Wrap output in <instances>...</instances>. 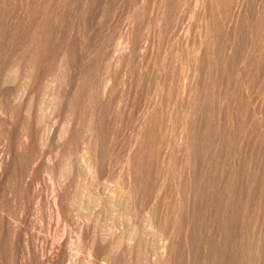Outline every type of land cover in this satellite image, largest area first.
Listing matches in <instances>:
<instances>
[{
  "label": "rangeland",
  "instance_id": "1",
  "mask_svg": "<svg viewBox=\"0 0 264 264\" xmlns=\"http://www.w3.org/2000/svg\"><path fill=\"white\" fill-rule=\"evenodd\" d=\"M89 1L84 0V2H83V0H77V1L76 0H52L51 1L50 0V3L48 4L49 7L47 6V11H48L49 17L51 18L50 19L51 24L52 25L55 24L53 27L50 26V28L52 29V30L50 29V31H51L50 34H52V35L50 36L51 40L49 38V42L50 41L52 42V43L50 42V47H52L51 49H53V50H50V52H52L51 54L54 55V57L51 58L50 60H52V61L55 60L56 62L54 61V63H61L64 65V66L62 65L63 70L57 71V76H56L57 80H56V77H54V79L51 77L54 80L52 82L54 85V88L47 87L44 83L40 84V87L36 85L37 87L35 90L32 89L31 86H29V85L35 83L34 79H37L36 81L39 80V78H37L36 74L39 72L42 73V71L44 70V67H43L44 64L42 63L44 60H42V56L39 59L40 62L38 63V66H36L35 70L32 71V73H31V71H28V72L26 71V73L24 71L20 72L18 74V76L16 77V80L18 77H19L18 78L19 80H17V82L15 84H13V82H11L14 80L12 78H10L11 80H9L10 82H8V83H11V84H8V86L6 84L7 87H4L5 90L8 89L9 93L12 92L9 94L7 91H5V93L2 97L3 99L4 98L6 99V101H5V99L4 100L2 99L3 100L2 102H3L4 109L8 112V115L6 117V121H4L3 126H2V131H4L2 133L3 134L2 138L4 141L6 154L7 155L9 154V156H10L9 152L12 151L11 157L16 158V159L22 158L21 163H23V162L24 163L21 165L27 166V163H30L31 167L34 170L32 176H30V177L26 176L27 177L26 179L29 178L31 180L29 182L33 181L31 183V184H33L32 188H31L32 191L30 192V190L29 191L23 190V191H25L24 193L22 190L19 191L20 196L22 195L21 197H23V195H26L25 197H28L29 201H27V198L25 200V197H23L24 201H22L23 198H22V200H20L21 198L19 196L20 199L18 198V203H21L22 211L23 212L25 211L24 215H22L23 217L25 216V214H27V212L29 210L31 212L34 209L33 212H34V216L36 217V218L35 217L34 218H35V220H37L36 223L38 225L37 224L35 225V230L33 233L29 227L26 228L28 226V222L24 223V224H27V226L24 224H23L24 226L22 225V233H24V235H22L23 240H22V237H20V239H21L20 245H23V243L26 241V237H27V243H29L28 245H31V241H32L31 236H33L34 234H35V236H33L34 238L39 236L38 237V243L39 244L42 243V239L44 236H48V239H49L48 242L49 243L51 242V240L53 238L54 241H52L51 243L55 244V241H56V244H58V243L60 244V242H61L60 239L61 240L64 239V236H66V234L69 235L68 231H74L73 229L77 228L75 225H78V224L80 225V224L84 223L83 224L84 225V231H85V234L87 235V237L84 234L83 236H81V239H80V237L77 238L76 237L77 235H75L72 238V240L75 242L76 241L79 242V244H82V246L80 245L78 247L79 244L77 242L75 244L73 243L74 245H77V247H75L76 248L75 253L77 255L80 254L79 256H87L88 257L92 253H95V249L91 247V242H92L91 240L93 237V235H92L93 234V228H92L93 226H97L98 236L101 237V234L105 233V230H106L105 227L111 225L112 222H113L112 224H114L115 231H117L116 233L122 234V233L126 232L127 233L126 236H130L131 234H133V231H132L133 228L136 227L139 229V225H140V229L143 227V229H142L143 233L140 230L141 236L143 235L144 240L148 241V242L146 241L148 243L147 244L148 248L150 245L154 246L156 244L155 242L158 239H159L158 240L159 243H161L160 241L162 240L163 243H161V244H164L167 242V240L168 241L172 240L174 238V236H176L177 240H178V242H177L178 243V246H177L178 255H177V257H179L180 255H181V257H179L178 259L176 258L177 260H175L173 262V264H175V263L176 264H185L184 262H186L185 261L186 259H184V257L182 256V254H184L182 252V249L184 247L183 244L185 243V238H183V237H185V233H186L185 230L187 227V222H188V220L189 221L191 220L193 223L190 222L191 227L189 228V233H192V235H193L192 238H194L193 239L194 244L192 246V249L194 250L193 252L195 254L194 259H193V261H194L193 264H198V263L199 264H207V261H205V263H203L204 262L203 257H205L203 255L204 254L203 248H204V245H206L205 240H206L207 234H208V237H207L208 241L212 240L213 234L215 235L214 240H213V242H214L213 252L215 251L214 252V258H217V259L214 260V264H229V263L235 264V262H240V264H241L243 262L241 260H244V259L247 260V258L249 257V254L246 252H245V254H247V255L244 256V258L242 256L243 254L242 253L240 254V252L241 251L243 252V250H244L242 243L246 242V244H245V248H246V245L248 242L250 244H252L254 239L255 240L257 239V238H255V237H258L257 235H261V234L264 235V231L261 230L262 226L260 228V225H264V215H262V214H264V213H262V211H264V149H263L264 147H262L264 145V133H263V131H264V129H263L264 128L263 127L264 126V81H263V79H264L263 78L264 77V75H263L264 74L263 73L264 67H262L264 65L263 64V62H264V54H263L264 53V46H263L264 43H259L260 48L258 47V49H260V50L258 51V53L254 52V54H255L254 55L253 52H251V51H254L253 46H255V44L253 45L254 41H252L250 44V38L247 35L248 28L246 27L248 24L250 26V24H255V23L261 24V26L264 25V23H263L264 20L262 19L264 17V0H245V2L243 1L244 3H243L242 11L244 10L243 12H245V13L243 14V12H242V16L240 18L237 17V15L234 12V9L230 6L228 7L231 9L230 12H228L229 11L228 8L224 9L227 12H225V11L219 12L220 9L218 10V7L216 6V4H212L210 7L209 0H206V2H205V0H198V1L194 0L195 2L197 1L196 3L193 0L192 1L186 0L185 1L186 3L183 2L184 6L181 7L182 8L181 12H180L181 18L180 17H179V19L172 18V20L170 18L171 17L170 14L173 11L172 8H170V5L172 3L170 5H168V3L165 1L164 2L165 4L163 3L164 8L162 7V9H165L166 7L169 6L168 7L169 9L166 8L168 15H166V17H164V19H162L163 21H160V23L157 25H155L156 21L154 20V18H155V14L157 11L156 8H158L157 6H158V2L160 0H150L149 2L147 0H145V1L144 0H89ZM235 1H237V0H235ZM150 2L154 3V5L151 4L152 5L151 6L149 4ZM189 2H191V3L188 4ZM9 3H10V5L8 4V2L5 5V7H6L5 13L7 12L10 16H12L13 18H11L10 21L11 22L16 21V24L18 23L16 27L20 26V28L13 30L16 33L18 30V35L16 34L18 36V39L15 41V43L6 41L4 44L1 43V47L4 46V48H8L9 45H10L9 47H11V44L12 45L14 44V46H12V48L7 49L6 57L10 56V57H7L8 58L7 61H10V63H11V61L15 60V62L16 61L17 62L16 63L13 62L14 64L13 63L12 64L19 67V68H22V65L24 64L25 55H26L25 54L23 56L22 51L24 52V49L27 50L26 46L29 44V41H30V38L32 35L33 28L35 26V24L32 22V21H34L32 17L34 16L35 12L31 11V10H33V8H31L32 5L31 6L29 5L30 8L28 9L29 6L26 5V1L24 3V0L22 1V3L19 2L18 4H14V2L12 0H9ZM51 3H52V5H51ZM144 3H146V4H144ZM147 3H148V5H147ZM135 4H137L138 7ZM173 4H174V1H173ZM173 4L171 6H173ZM187 4H188V6H187ZM192 4H193V6H192ZM194 4L195 5L197 4V6H194ZM204 4H206V6ZM51 6L53 8L55 7L56 9L54 8L55 9L54 10ZM185 6H186V8H185ZM21 7H22V9H21ZM134 8H135V10H134L135 12L132 10ZM193 8L196 9V12H195V10H192ZM27 9L30 11V13H32V14H29L30 17H28V10ZM201 9L203 12L201 11ZM140 10H142V11H140ZM154 10H156V11H154ZM168 10H171V11H168ZM147 11L151 14H148ZM152 11H153V13H152ZM190 11H191V13H190ZM133 12L135 13V15L133 14ZM137 13H139V14H137ZM183 13H185V14L183 15ZM230 13H232V14H230ZM260 13H261V15H260ZM23 14L25 15V16H23L24 22H21V17ZM187 14H188V16H186ZM198 14H200V15H198ZM226 14H227V16H225ZM31 15H33V16L31 17ZM132 15L135 16L137 19H135V17H133ZM137 15L138 16L141 15L143 17L145 16L144 18L142 17L144 24H142V22H140V21H142L141 16L139 18ZM150 15H152V16H150ZM147 16L150 19V20L148 19L150 23L147 22L148 21ZM195 16L198 18H196ZM209 16L211 18H209ZM261 16H262V18H261ZM16 17H18L20 19L16 20L15 19ZM31 18H32V20H30ZM189 18H191L192 21H190L191 19H189ZM216 18H217V20H214ZM225 18L227 19L228 23L226 21H224ZM110 19H112V20H110ZM134 19H135V23H134ZM232 19H233V21H232ZM238 19H240V20L238 21ZM28 20L31 21V23ZM52 20H53V23H52ZM136 20H138V21L140 20L139 23L136 22ZM177 20H179V21H177ZM182 20H185L187 23L185 21L183 23ZM221 20H222V24H220ZM166 21L168 23H166ZM219 21H220V23H219ZM237 21H238V23H237ZM151 22H153V24ZM229 22H231V23H229ZM232 22L234 23V25ZM176 23H178L179 25L178 24L176 25ZM188 23H190V24H188ZM194 23H195L196 27L194 25H192ZM225 23H227V25ZM235 23H237V28H239L241 26L242 27L240 29L236 28L237 32L235 29L236 38L234 39V37H233L234 30L233 29L235 28L234 27ZM146 24H148V25L146 26ZM181 24L183 25L182 26L183 28L185 26L186 30L187 29L188 30L186 31L185 28H184V30H183V28L180 29L179 27H181ZM215 24H217L219 28L221 27V29H229V30H226V31L221 30L220 31V29L217 27V25L214 26ZM129 25L130 26L132 25V31H131L132 35H131V39H130L132 44L128 41L126 36H125L126 37L125 39L123 36L124 30L127 29ZM143 25L146 27V29ZM158 25H159V27H158ZM206 25H208V26L211 25V26L216 27L215 33L217 34V39H215L214 37H211V35L208 36L210 31L207 30L208 26L206 27ZM134 26H136V27H134ZM138 26H139V28H138ZM165 26H166V29H165ZM141 27H142V29L144 27L145 30L143 29L144 31H142ZM171 27H173V28H171ZM152 28H154V29H152ZM191 28L194 29L195 31H193ZM26 30H27V32H26ZM53 30H55L56 32ZM156 30L159 32H157ZM165 30H167V31L171 30V33H169L170 31L166 32ZM173 30H175L176 33H172V32H174ZM145 31H146V33H145ZM150 31L153 34H150L149 33ZM190 31H191V33H190ZM192 32H194V33H192ZM137 33H139V34H137ZM162 33L163 34L165 33V34L163 35ZM168 33L171 35L170 36L171 38L168 37L169 36ZM29 34H30V37H29ZM140 34H142V35H140ZM155 34L157 36H155ZM198 34H200V35H198ZM203 34H205V35H203ZM144 35L146 38L143 37ZM180 35H181V37H180ZM19 36H21V37H19ZM141 36L143 37V39L141 38ZM161 36L163 37L162 39H161ZM53 37H55V38L57 37V38L52 39ZM178 37H180V39ZM242 37H243V39H242ZM19 38L22 39L23 41L20 40ZM182 38H183V40H182ZM175 39H177V40L175 41ZM198 39H199V41H198ZM43 40H45V36H44ZM123 40L124 41L126 40V42H124ZM141 40H143V41L141 42ZM200 40H203V43H201ZM55 41H56V44H55ZM120 41H121V44H120ZM166 41H167V43H166ZM179 41H181V42H179ZM183 41L184 42L186 41V42L184 43ZM204 41H205V43H204ZM22 42H24V43H22ZM148 42H150V43H148ZM25 43L27 45H25ZM43 43H44V41H43ZM116 43H119V45L122 47L120 48L119 45ZM144 43L146 45H144ZM174 43H175V45H174ZM179 43H181V44H179ZM235 43H237V44H235ZM115 44L119 48L117 46L115 48ZM163 44H164V46H163ZM201 44H204L205 46H202ZM206 44H207V46H206ZM123 45L125 46L126 50L124 49ZM126 45H128V47ZM151 45H152V47H151ZM179 45H182V46H179ZM197 45H198L197 48H200V47L204 48L205 47L204 50L202 48V50L200 52L201 56H199L197 58L198 61L196 60L194 55H192V53H191L192 49L194 47H196ZM231 45L233 48H231ZM174 46L177 47V48L175 47V50H173ZM209 46H211V47L213 46V48H212L213 50L211 49L212 51H210L209 52L210 54L207 56L206 51L209 50V48L207 49L206 47H209ZM16 47L18 48L17 50L15 49ZM179 47H181V48H179ZM186 47H188V48H186ZM43 48H45V46ZM168 48H171V49H168ZM197 48H195V49H197ZM113 49H116L118 54H116L117 52H115V50H113ZM11 50H13V51H11ZM14 50H16V51H14ZM246 50H247V52H245ZM19 51H21V54H19L20 53ZM140 51H141V53H140ZM174 52L176 55L174 54ZM214 52H215V54H214ZM61 53H63V54H61ZM183 53H184V55H183ZM217 53H218V55H217ZM225 53H226V55H225ZM246 53H247L248 59L247 58L245 59ZM250 53H251V55H250ZM259 53L262 56L259 55ZM243 54H245V55H243ZM14 55H15V58H14ZM112 55H114V56H112ZM116 55H118V58L116 57ZM122 55H124V56L122 57ZM178 55H179V57H176L177 58L176 59L174 56H178ZM238 55L240 57H241V55H242V57L244 56L243 59L241 60ZM223 56L225 58L226 57H228V58L225 60V58ZM251 56H253V57H251ZM113 57H114V59H113ZM202 57H204V58H202ZM218 57H222L223 59L218 58ZM238 57H239V59H238ZM90 58H93L94 62L91 63ZM254 58L257 60V61L255 60L257 62L256 64L254 63L255 62ZM207 59H209V60H207ZM216 59H219L217 61H220V59L222 60V62L226 61L228 68L226 70H221V72L218 73L216 71V69L213 67V65H214L213 62H215ZM258 59H260L259 62H258ZM61 60H63V61L61 62ZM115 60L117 63L118 62L119 63L117 64L116 62H113ZM164 60H166V61H164ZM177 60H178V62H177ZM52 61L49 62V65H50L49 67L53 66L52 69H57V67H55V64L52 63ZM123 61H125V62H123ZM234 61H236V63ZM237 61H238V63H237ZM246 61H248L247 63H249V65H247ZM179 62H182V64L184 63L185 67L183 64V66H182L183 68H182L181 64ZM222 62L220 64H222ZM20 63H21V65H20ZM90 63L92 64L90 69L92 71L93 77H92L91 82L93 84H91V88L89 90L88 88L90 87V84L89 85L87 84L88 80L86 79V72L88 69V64L90 65ZM250 63H253L254 65L250 64ZM190 64H191V66H190ZM195 64H197V65H195ZM235 64H237L236 67H235ZM242 64H243V68H245V72H244V69L241 67ZM250 65H251V69H253V71L252 70L251 71L253 73H258V74H256V75L254 74V78H256V80L254 79L255 83L249 84L248 82H246L245 85L243 86V84H241V82H240L241 78L239 75L237 76V74L241 73L240 75H243L244 73H246L247 70L249 71ZM56 66H57V64H56ZM65 66H66V68H65ZM94 66H95V68H94ZM154 66H155V68H154ZM172 66H174L173 68H175L174 70L176 72L173 69H169V68H172ZM247 66L249 68H246ZM37 67H38V69H37ZM157 67H158V69H157ZM177 67H178V70L176 69ZM234 67H235V70H237L240 67H241V69H239V71H235L233 69ZM179 68H180V70H179ZM262 68H263V70H262ZM254 69H256L255 71L258 70V72H254ZM260 69H261V71H259ZM135 71H136V73H135ZM181 71L183 72V74L181 73ZM241 71H243V72H241ZM60 72L63 75H59ZM185 72L187 73V75ZM68 74H70V75H68ZM180 74L183 75L184 77L180 76ZM158 75L162 77V80L160 79L161 77H159ZM235 75H236V77H234ZM126 76H129V77H126ZM255 76H257V77H255ZM119 77L121 79H119ZM180 77L186 78L185 82H184V79L183 78L181 79ZM241 77L243 78V76H241ZM231 78H233V80ZM235 78H236L237 82H236ZM179 79L181 80V82H179L180 81ZM165 81H166V83H164ZM100 82H101V84H100ZM104 82L105 83L109 82V84L108 83L105 84ZM26 83L28 84L27 86H25ZM102 83H104V84H102ZM182 83H183L184 87L181 86ZM243 83H244V80H243ZM37 84H39V82ZM62 84H63V86H62ZM9 85L11 86L10 88H9ZM84 85H85V87H84ZM187 85L189 87H187ZM192 85L194 86L193 89H192V87H190ZM43 86L44 87L46 86L45 89L42 88ZM60 86H62V87H60ZM168 86H170V88H168ZM179 86L181 87V89H180L179 94H178L177 89ZM26 87H27V89H26ZM68 87L70 90L68 89ZM162 87H163V89H162ZM47 88H50V90L52 89L53 92H52V90H51V92H50V90L48 91ZM73 88L75 90H73ZM183 88H185V89H183ZM15 89H16V91H15ZM37 89H39L40 91L39 90L37 91ZM160 89L162 90L163 95L166 98L165 101L163 102V106H162L164 108H165V106H167L166 109L162 108V115L164 117V120L163 121H153L152 122L153 128L151 127L152 129L150 131H151V133L153 132L152 135L155 137H157L160 133H162L161 130L164 128V126L167 122V114H168L169 110H170V114L172 113V117L173 116H174V118L176 117L175 119L172 118L175 121H172V125H171L173 127V130H171V133H173V138L171 139V143H170L171 144L170 145L171 146L170 147L171 158L169 161L168 160L166 161L170 169H167L165 171V173H162L163 176L162 175H156L157 169L159 167L161 168V163H160L161 161H158L161 158H156V157H158V154L156 152H158L159 149L163 148V146L161 145L162 143L160 144V147H158L159 146L158 143H155V144L152 143L151 147L148 148L151 151H149L148 149H145V150H147L146 151L147 155L145 153V150L143 151V154L145 153L144 154L145 158L147 156V158L145 160L146 161V167H145L146 170L149 169V165L152 163L151 160H153V164L150 165V169H149V171H151V174L152 173L153 174L151 175V174H149L150 172L148 173L149 178L151 180L147 179V177H146V179L144 180L145 181L144 184L148 187L150 185H151V187H153V185L155 184L154 188L155 187L157 188L158 185H159V187L163 186L161 188L162 190L160 192L154 191L153 196H152V192L150 193V195L147 194L148 195L147 197L145 196L146 199H148V198L152 199L151 201H150V199H148L150 204H148V202H147L148 200L145 201L143 204H140V203L134 204L131 202L128 204L122 203V205H120V207H118L117 211H115L111 208L105 209V207H103L102 205L96 206L95 208L91 209V211H89V214L93 212V217L92 218H85L86 216L83 215L84 210L82 209V207H80L81 203L79 204L80 200L78 201L76 199L77 197L80 198V193L82 192L81 187L82 188L84 187L82 185H85V187H88L89 190H90V188L93 189V192H96V190L98 189L101 192L100 193L97 190L100 197L101 196L106 197L109 193H111L115 189H118L117 188L118 185H121L119 187H122V186L127 187L128 186V180H127V175H126L127 171H128L127 156H128V153L130 152V148L133 145L132 142H134L133 140L135 137L133 138V136L136 135V130L139 128V125L141 123L142 114L144 113L143 109L144 108L146 109V107L149 106V104H151L154 101V98L156 95L155 93L161 92ZM164 89H165L166 93L164 92ZM111 90H112V92H110ZM167 90H168V92H167ZM248 90H249V93H248ZM40 92H42V93H40ZM21 93L23 94L22 96H21ZM33 93H34V95H33ZM44 93L47 96H45ZM75 93H76V95H75ZM82 93H84V94H82ZM105 93H106V95H105ZM12 94H14L13 97H12ZM85 94L90 95V96H85ZM116 94L118 96H116ZM250 94H251V96H250ZM5 95L7 96V98L4 97ZM19 95H20V97H18ZM64 95H66V97ZM67 95H68V97H67ZM176 95L178 98H182V100H183V98H184V100L186 98V100L185 101L184 100L181 101V99L177 100ZM247 95H248V97H247ZM14 96H16L15 98H17V101L13 100ZM34 96H36V97H34ZM41 96L44 98L42 99ZM148 96H150V97H148ZM10 97H12V98H10ZM45 98L47 100L44 101ZM68 98H70V99L68 100ZM76 98H77V100H75ZM88 98L95 99L96 104H95L94 109L91 106H89L90 104H89ZM150 98H152V99H150ZM211 98H212V100H211ZM240 98H241V101H240ZM108 99H109V101H108ZM147 99L149 102L144 101ZM187 99H191V100L189 101ZM248 100H251V101H249L250 107L248 104L246 106V103H248ZM63 101L68 102L69 104L65 103ZM144 102L147 103L148 105L144 106L143 105V104H145ZM17 103H18V105H17ZM44 103H46V104H44ZM251 103H253V104H251ZM31 104H33V106L30 108L31 109L30 110L28 107L31 106ZM40 104L43 105L44 108H46V111H48V112H46V114H44V116H43L42 112L39 111L40 110L39 107H41ZM19 105H21V106H19ZM34 105L36 106V108ZM37 105H38V107H37ZM51 105H53V106L51 107ZM172 105H173V107H172ZM189 105L190 106L193 105L194 107L196 106L197 109H196V107L194 108L192 106H191L192 108H190ZM46 106H48V107H46ZM199 106H200V109L198 110ZM20 107H21V109H20ZM237 107H239V109L241 107V109L239 110V109H237ZM251 107L256 111V112L254 111V115L252 114L253 110ZM48 108H49V110H48ZM139 108H142V109H139ZM189 108H190V110H189ZM77 109H78V111H77ZM140 110L142 113L140 112ZM178 110H179V112H178ZM191 110L195 111L194 112L195 114L197 113L196 116L194 113H191ZM247 110H249V111H247ZM75 111H76V114H75ZM235 111H237V112L235 113ZM94 112H95V114H94ZM166 112H167V114H166ZM181 112H183V113L181 114ZM243 112H244V114H243ZM245 112H247V113H245ZM106 113H107V115H106ZM184 113H186V115ZM218 113H220V114H218ZM9 114H11L13 116L10 117ZM83 115H84V117H83ZM189 115H190V117H189ZM236 116H238L240 120L237 119L238 117H236ZM39 117L42 119L44 118L43 121ZM45 117L46 118L48 117L49 119L46 120ZM93 117L96 118L95 119L96 121L94 120ZM182 117L183 118L187 117L190 123L187 121L188 125L187 124L185 125L184 122L182 121V119H183ZM196 117H197V119H196ZM14 118H16V119H14ZM74 118H78V120H76ZM98 119H100V121H97ZM193 119L198 120V121H195L196 122L195 123ZM63 120L65 123L63 122ZM65 120H67V123H72V121H73V124H71L72 127H74L73 125L76 124V122H77V124H76L77 127L76 128L74 127L75 131L72 134L70 133L69 134L70 136L68 134L66 135V131L68 130L70 125L69 124L66 125ZM128 120H129V122H128ZM179 120H181L183 122V124H184L183 127L181 126L182 124H181V121H179ZM190 120H192V121H190ZM256 120H257V122H256ZM261 120H262V122H261ZM237 121H244L246 123L245 127L248 129V131L246 128H244L243 131L240 133L238 131V129H239L238 125L239 124L235 123ZM40 122L42 123V126H41ZM90 123H92L93 125H91ZM260 123L262 124V126L259 125ZM88 124H89V127L87 126ZM248 124H250L251 126ZM100 125H103V126H100ZM190 125L192 126L193 130L199 131V129H200V132L202 133V135H200L201 138L203 136V143L204 144L200 143L198 140V145L199 144L200 145H199V152H198L197 157H196L197 159L194 157L193 152H192V156H190L188 154V151H186L187 153L185 152V150H186L185 148H184V151H182L183 147H184L183 146V142H184V136L183 135H185V133L183 135H181L180 133L187 131L188 130L187 128L191 127ZM206 125L208 126L209 129L208 128H205V129H208V130H205L203 128ZM258 125H259V127H258ZM43 126L47 129V131L45 128H43ZM98 126H99V131H98ZM160 126L162 129L160 128ZM186 126H188V127H186ZM40 127H42V129ZM101 127H103V128H101ZM110 127H112V128H110ZM61 128H63L65 131H63V129L61 130ZM94 128L97 130H95ZM158 128H159V131H157ZM181 128L182 129L184 128L183 131H181L182 130ZM214 128H216V129H214ZM53 129H54V131H53ZM133 129L134 130L136 129V130L132 131ZM185 129H187V130H185ZM217 129H218V131H217ZM55 130H56V133H55ZM78 130H80V131H78ZM88 130L90 131V133L93 132L92 130H94L93 133H95V131L97 133L99 132V135L101 136V141H103V144L99 143L98 149H97V150L101 151L102 155L100 156V154H99V156H97V157L94 156L95 160L97 158L98 159L95 161L96 166L94 165L95 167L93 169H91V174H89L88 172H85L83 169L84 166H82L81 162L79 163V161H78V157L83 158V155H84L85 157L83 159L88 162V159L90 158L89 156L94 154V153L93 154L90 153V155H89V151L91 149H94V146L96 144V140L94 139L95 137H93V138H90V137H92V135L95 136L96 133L90 134V133H88L89 132ZM101 130L104 133L106 132V136H104L105 134ZM115 130H117L118 133ZM203 130H204V133L202 132ZM62 131L64 132V134ZM84 131H88V132H84ZM131 131H132V133H131ZM244 131L246 132L248 137L245 135ZM257 131H258V133H257ZM44 132L46 133V135H44L46 137L43 138ZM77 132H78V134H77ZM100 132L102 135L100 134ZM220 132H222V133H220ZM248 132H250V133H248ZM129 133H130V135H129ZM256 133L259 135H256ZM86 134H87V136H85ZM121 134L123 137L121 136ZM213 134H215V135H213ZM219 134L220 135L222 134L220 137H222L223 141H221L222 139L220 137H218ZM211 135H213V136H211ZM20 136H22L23 138ZM65 136H67V137H65ZM72 136H73V138H72ZM59 137L63 138V141ZM105 137H107V138L104 139ZM120 137H122L124 139L121 138L122 139L121 140V139H119ZM127 137H129V139ZM36 138H37V140H36ZM57 138L59 141H57ZM67 138H70V139L67 140ZM77 138H79V139H77ZM226 138H228V139L226 140ZM229 138H230V140H229ZM233 138L236 141H234ZM242 138L244 139V142L242 141L243 140ZM5 139H7V140L5 141ZM217 139H219V140H217ZM114 140H117V141H114ZM118 140H119V142H118ZM43 141H46L47 143H44ZM110 141L112 143L114 142V144L112 145V143ZM125 141L127 144H125ZM211 141H212V143H211ZM82 142H83V144H82ZM107 142H110L111 144L107 143ZM121 142H123V146H120V145H122ZM214 142H217V144L219 145L217 147V149L215 148V146L213 144ZM218 142H220V143L222 142V143L219 144ZM25 143H26V145H25ZM88 143L90 145L93 144V148H91L92 146L88 145ZM116 143L118 144V146ZM18 144L20 147H18ZM28 144L30 146H28ZM79 144H81V145H79ZM85 144H87L86 150H84V148H83V147H85ZM178 144H181V145H178ZM234 144H240V145H234ZM261 144H263V145H261ZM76 145H78L79 147ZM127 145H129V146L124 147ZM242 145H244V146H242ZM102 146H105V147H102ZM201 146L203 148H201ZM30 147L33 150L35 148L34 153H31V151L33 152V150H31ZM233 147H234V149L236 148V152H237V155L240 157V161L236 163L238 165V168H237V166H235L236 168H234L235 170L233 172L235 174L232 176V174L230 172L231 171L230 159L232 158L233 155H232V152H230V149ZM259 147H260V149H259ZM110 149L114 150V151H110ZM29 150H31V151L29 152ZM83 150L85 152H83ZM133 150H134V147L132 148V151ZM14 151H15V153H13ZM202 151H204V152H202ZM82 152H83V154H81ZM118 152H120V153H118ZM84 153L87 154V157H86V154H84ZM113 153H114V155H113ZM33 154H36L37 157L35 158L36 155H33ZM106 154L108 156H106ZM74 155H75V157H74ZM151 156H152V159H150ZM186 156H188V157H186ZM27 157H30V159L28 158L30 161L27 159ZM189 157H193V158H189ZM219 158H220V160H219ZM106 159H108V160H106ZM111 160H112V162H110ZM186 161H189L190 165H188L189 163ZM201 161L202 162L205 161V162H207V164L205 162H204L205 163L204 164ZM25 162H26V164H25ZM108 162H110V163H108ZM211 162H213V163L211 164ZM103 163H104V165H103ZM71 164H72V167H71ZM132 164L134 165L135 163L133 162ZM33 165L35 167L37 166V168H34ZM63 165L67 166V168ZM68 165H70V167H68ZM131 165H129V166L134 168V166H131ZM91 166H92V164H91ZM109 166H111V167H109ZM185 166H190V168L188 167L189 171L187 170V168ZM63 167H65V169ZM106 167L109 170H106ZM229 167H230V169H229ZM103 168H104V170H103ZM96 169L99 172L96 171ZM254 169H255V171H254ZM102 170H103V173L101 172ZM110 172H112V173H110ZM98 173L99 174L101 173V174L98 175ZM247 173H249V174H247ZM84 175H86V176H84ZM96 175H97V177H96ZM245 175H248V179H246L247 176H245ZM99 176L101 178H98ZM150 176L151 177L153 176V177L151 178ZM5 177L6 178L3 181H0V183L2 185V186L0 185V188L3 186L6 187V189L1 188V189H3V191L6 190V193L4 191L5 195H4V193L2 195H0L2 197V200L0 197V203H1V206L4 208V209L3 208L2 209L3 210L6 209L3 212L4 214H7V212L15 214V212L17 210L14 209V208H16L15 206L12 207L13 198H12L11 194L10 195L8 194L9 190L11 189L10 186H12L13 182H12V180H10L11 178L9 177V175H8V177H7V175ZM32 177H34V178H32ZM94 177H96L97 179H95ZM253 177H255L257 179L256 185L254 184L255 178H253ZM26 179H24V181H26ZM90 179L92 180V182L90 181ZM93 179H95L96 181L93 182ZM187 179H189L190 181H192V180L193 181L190 182ZM160 180H162V181H160ZM54 181L57 182L58 184L57 183L55 184ZM59 181H61V182H59ZM246 181H247V183L251 182L253 184L248 183L247 185L248 186L250 185L248 187V186H246ZM146 182H149V184ZM216 183H217V185H216ZM96 184H97V187H96ZM56 185H57V187H60V188H57ZM130 185L131 184H129V186ZM52 186L53 187L55 186V188L53 189ZM61 186H62V189H61ZM94 186H95L96 190H95ZM100 186H101V188H98ZM178 187L180 188L178 190V199L179 200H177L175 203L174 202L175 201L174 200L175 195H176L175 190ZM193 187L196 189L197 192L194 189H191ZM228 188H229V190L230 189L231 190L227 191ZM248 188H250V189H248ZM1 189H0V194H1ZM34 189H37L38 193L40 191V195H38L39 197L32 194ZM42 189H43V191H42ZM55 189H57L58 191ZM100 189H103L104 193H102V190H100ZM109 189H110V191L112 189L113 190L110 192ZM59 190H60V192H59ZM187 190H189V192ZM192 190H194V192ZM61 192H62V194H61ZM187 192L189 193V195H190V192H193L194 195H190V197H188ZM57 193H59V195H57ZM27 194H28V196H27ZM8 195H9V197H8ZM31 196H32V198H31ZM49 196H50V198H49ZM60 196H61V198H60ZM63 196L64 197L66 196V199ZM191 196H193V200H192ZM196 196H197V198H196ZM36 197H37V199H35ZM58 197H59V200L61 202L63 201L64 204L67 203L66 205L63 204L65 210L60 211L59 214L56 210L57 208H59L58 205L61 203L58 200ZM185 197L189 198L190 202H187V199L185 200ZM38 198H40V199H38ZM32 199L34 202L32 201ZM144 199L145 198H143V200ZM46 200H49V202H50V212H51L50 217L47 216V212L44 209V208H46L45 207V201ZM54 200L55 201L57 200L56 201L57 207H55V208H53V204L51 202ZM66 200H68V201H66ZM72 200L74 201L75 205L72 203L73 202ZM182 200H183V202H182ZM25 201H27V202H25ZM30 201H32L33 203H31ZM23 202L27 203V204H24ZM28 202H29V204H28ZM163 202H166L167 206ZM171 203L173 204V206ZM185 203H187V205H186L187 207L190 204V206H191L190 208L193 209L194 211L191 212V210H190V213L186 214L187 213V207L184 206ZM33 204H34V206H33ZM77 204H78V206H77ZM162 204H164V205H162ZM174 204H176V205H174ZM178 204L180 207L178 206ZM23 205H24V207H23ZM1 206H0V208H1ZM131 206H134V208L130 209V208H132ZM164 206H166V207L163 208ZM123 207L124 208L126 207L127 209H124ZM41 208H42V210H41ZM244 208H246L245 210H247V211H245ZM78 209H81V210L78 211ZM180 209L182 210L183 214L180 212L181 211ZM69 210H70V212H69ZM166 210H168V211H166ZM173 210L179 211L180 213H178V212H176V213H178V215L180 214L179 215L180 217L177 214H175ZM259 210H262L261 211L262 214L259 212ZM161 211L165 212V214L162 213ZM23 212H22V214H23ZM56 212H57V214H56ZM64 212H65V214H64ZM78 212L81 215V217L78 214ZM122 212L126 213V215H125L126 217L124 216L125 213L123 214ZM184 212H185V214H184ZM258 212L261 214V215L259 214L260 217L258 216ZM66 213H68V214H66ZM136 213H138V214H136ZM161 213L164 215V219L162 217V222H161V224H159V227H158L157 218L161 215ZM192 213H194V214H192ZM71 214H72V217H71ZM130 214H132L133 217L131 216V218H130ZM155 214H156V216L157 215L158 216L157 217L153 216ZM173 215H175V216L177 215V217H178V219L174 221L177 223V224L174 223L176 226L175 227L176 229L174 231H172L173 229L171 228L172 221L174 220ZM185 215H188L187 219H185L186 218ZM190 215H191V217H189ZM192 215H194V217ZM68 216H70V217H68ZM75 217L76 218L78 217V218L76 219ZM94 217L97 219V222H95V224H94V221H95ZM148 217H150L151 225L152 224H156V225H152V226L150 225L151 228L147 231V234L145 235L146 231L144 230L143 224L145 222V219H147ZM69 218H71V220ZM182 218H184V219H182ZM86 219H87V221H86ZM180 220H182V221H180ZM186 220H187V222H186ZM71 221L74 223H71ZM153 221H154V223H153ZM260 221L263 223H261ZM139 222H141L142 224ZM70 223H71V225H70ZM169 223H171V224H169ZM183 223L185 224V226ZM87 224H88V226H87ZM106 224H107V226H106ZM46 225H47V228H46ZM104 225H105V227H104ZM219 225L221 226V228ZM69 226H70V228H69ZM0 227H1V229H0V256H1V258H3V260L5 259L4 263L6 261L7 264H14L15 263L14 260H16L15 257H16V252H17V248H15L14 246H16L17 244L15 243V241L11 243L12 240L9 238L8 233L6 234L5 232H3V228L1 226V223H0ZM87 227H90V228H88V230H86ZM152 227H153V229H152ZM209 227H210V229H209ZM23 228L25 230L30 229L31 231L30 230L25 231ZM263 228H264V226H263ZM89 229H91V231ZM153 230L155 233L154 232L152 233ZM159 231H161V233ZM168 231H170V234L172 232L171 237H172V235H174L172 238L168 237V236H170L168 233H166ZM217 231H220L222 233L224 232L223 233L224 235H222L220 232H218V233H220V234H218ZM47 232H48V234L46 235ZM99 232H101V233H99ZM1 233L7 235L8 237L5 235H1ZM217 235L218 236L222 235V237L220 236L221 241L218 240V239H220V237H217ZM263 235H261V239H263V240H261L262 241L261 247L264 248V244H263L264 243L263 242L264 237H263ZM242 236H243V241L241 240ZM244 236H245L246 240L244 239ZM4 237H6V239ZM49 237L51 238V240ZM164 237H166V238H164ZM9 239H10V241H9ZM209 239H211V240H209ZM251 239H253V241ZM247 240H250L252 242L247 241ZM1 241H3V242H1ZM98 241H99L98 247L100 248V250H102L101 253L99 254V258L101 259V261L103 258L102 262L103 263L105 262L104 264H148L147 262H144V261L137 263L134 256L130 257V254L127 251L126 245H124L125 247L124 246L116 247L117 248L116 251H115V248H113V249H111V250H113L111 252V250L109 251V249L107 248L106 240H101L100 238H98ZM239 241H240V243H238ZM142 243H143L142 248H144L145 242L143 241ZM180 243L183 246H180ZM198 243L200 246L198 245ZM254 243H255V241H254ZM202 244H203V246H202ZM61 245H62V248L67 250L66 245H63V244H61ZM195 245H198V246H195ZM215 245L217 246V248ZM180 247H182V248L180 249ZM209 247H211V244H209ZM212 247H213V245H212ZM54 248L56 249V246H54ZM11 249L13 251H11ZM14 249H16V250H14ZM64 249L60 248V250H62V251H59V249H56V251L60 252V254L61 253L63 254V252H65ZM104 249H106V250H104ZM237 249L241 250V251L238 252ZM2 250L5 252H3ZM197 251H199V252H197ZM9 252H11V253H9ZM12 252H13V254H12ZM88 252L90 255H88ZM60 254L59 253L56 254V255H59L60 258L58 256L56 257L57 259L55 260V264H59L60 262H61L60 264H64L62 261L63 259L61 260L62 254H61V256H60ZM81 254H84V255H81ZM6 256L9 257V259L6 258ZM92 256H94V255L92 254L91 257ZM128 256H129V259H127ZM111 258H113V259H111ZM180 258H182L181 261H180ZM200 259H202V260H200ZM204 259H207V258L205 257ZM237 259L238 260L241 259V260L238 261ZM128 260H129V262H128ZM218 260L220 263L218 262ZM195 261H197V262H195ZM215 261H216V263H215ZM242 264H246V261H244ZM247 264H248V261H247Z\"/></svg>",
  "mask_w": 264,
  "mask_h": 264
},
{
  "label": "bare ground",
  "instance_id": "2",
  "mask_svg": "<svg viewBox=\"0 0 264 264\" xmlns=\"http://www.w3.org/2000/svg\"><path fill=\"white\" fill-rule=\"evenodd\" d=\"M8 2V4L10 5V3H9V0H0V181H3L6 177V175H7V177H8V175H9V177L11 178L10 180H12V186H10V190H9V192H8V194L10 195L11 194V196H12V198H13V205H12V207L13 206H15L16 208H14V209H16L17 211L15 212V214H13V213H9V212H7V214H4L3 212L6 210H3L4 208L1 206V203H0V206H1V208H0V223H1V226H2V228H3V232H5L6 234L8 233V236H9V238L12 240L11 241V243L12 242H14L15 241V243L17 244L16 246H14L15 248H17V252H16V260H14L15 261V263L14 264H55V260L57 259L56 257L58 256L59 257V255H56L57 253H59L60 254V252H58V251H56V249H59V251H62V250H60V248L61 249H64V248H62V245L61 244H63V245H66V248H67V250H65V252H63V254H62V258H61V260L63 261V263L64 264H104L102 261H103V258H102V261H101V259L99 258V254L101 253V251L102 250H100V248L98 247L99 246V244H98V238H100L101 240H106V242H107V248L109 249V251L111 250V249H113V248H115V251H116V247H119V246H124V245H126V248H127V251H128V253L130 254V257L131 256H134L135 257V260H136V262L137 263H140V262H142V261H144V262H147L148 264H173V262L175 261V260H177L179 257H181V255L179 256V257H177V255H178V249H177V246H178V240H177V237L176 236H174V235H172V237L174 236V238L172 239V240H167V242L166 243H164V244H161V243H163L162 242V240L160 241L161 243H159V239L155 242L156 244L154 245V246H149V248L147 247V242L144 240V237H143V235L141 236V233H140V230H141V232H142V229H143V227L140 229V225H139V229L138 228H133V234H131L130 236H126L127 235V233L126 232H124V233H120V234H117L116 232L117 231H115V227H114V224H112L111 223V225H109V226H107V224H106V226L107 227H105V225H104V227L106 228V230H105V233H103V234H101V237L100 236H98V233H97V230H98V228H97V226H93L92 228H93V237H92V242H91V247L92 248H94L95 249V253H92L94 256H92L91 257V255L89 254V252H88V255H90V256H79V255H77L76 253H75V247H77V245H74L76 242L75 241H73L72 240V238L75 236V235H77L76 237L77 238H79L80 237V239H81V236H83L84 234H85V231H84V223L83 224H78V225H75L77 228L76 229H73L74 231H68V233H69V235H67L66 234V236H64V239H60V244L58 243V244H56V241H55V244L54 243H51L52 241H54L53 240V238H52V240H51V238H50V240H51V244L48 242L49 241V239H48V236H44L43 237V239H42V243L41 244H39L38 243V237H33V236H35V234L33 235V236H31L32 238H31V245H28L29 243H27V237H26V241L23 243V245H20V241H21V239H20V237H22V235H24V233H22V225L25 223V222H28V226H27V224H24V225H26L27 227L26 228H30L31 230H32V233L34 232V230H35V225L37 224L36 223V221L37 220H35V216H34V209H33V211H31L30 212V210L27 212V214H25V218L22 216V215H24V212L22 211V205H21V203H18V198H19V196H20V194H19V191H23V190H30V192L32 191L31 190V188H32V185L33 184H31L32 182H29V181H31L29 178V180L28 179H26L27 177H30V176H32L33 175V168L31 167V165H30V163H27V166H22L21 164H23V163H21L22 161V158H20V159H16V158H13V157H11V152L12 151H10L9 153H10V156H9V154L7 155L6 154V150H5V145H4V141H3V138H2V136H3V132L4 131H2V126H3V123H4V121H6V117H7V115H8V112L4 109V107H3V100L5 99H3L2 97H3V95H4V93H5V91H7L8 93H9V91H8V89L7 90H5V88L4 87H7L8 86V84H11V83H8V82H10L9 80H11L10 78H12L14 81H11V82H13V84H15L16 82H17V80H19L18 78H17V80H16V77L18 76V74L20 73V72H25L26 73V71L28 72V71H31V73H32V71H34L35 70V68H36V66H38V63L40 62V58H41V56H42V60H44L42 63L44 64V70L42 71V73H37L36 75H37V78H39V80L38 81H36L37 79H34L35 80V83H33V84H31V85H29V86H31L32 87V89H36V87L37 86H39L40 87V84H42V83H44L47 87H50V88H54V85H53V79H54V77H56L57 76V71H60V70H63V68H62V65L63 64H61V63H54V61H52V60H50L51 58H53L54 57V55H52L51 53L52 52H50V50H53V49H51L52 47H50V42H49V38H50V40H51V35L52 34H50V26H54L55 24H51V18L49 17V14H48V11H47V6H48V4L50 3V0H24V3H25V1H26V5L27 6H31V8H33V10H31V11H34L35 12V14H34V16L33 15H31V17L33 18V20L34 21H32L34 24H35V26H34V28H33V32H32V35H31V38H30V41H29V44L27 45L26 43H25V45H27L26 47H27V50H25L24 49V52L22 51V54H23V56L25 55V59H24V64L22 65V68H19V67H17V66H15V65H13L14 63L13 62H15V60L14 61H11V63H10V61H7V57H10V56H7L6 57V55H7V49L8 48H12V46H14V44L12 45L11 44V47H9L8 46V48H4V46L3 47H1V43L2 44H4L6 41H9V42H12V43H15V41L18 39V30H17V33L16 32H14L13 30H15V29H19L20 28V26L19 27H16L17 26V24H16V21H14V22H11L10 20H11V18H13L12 16H10L7 12L5 13V11H6V7H5V5H6V3ZM13 2H14V4H18L19 2L20 3H22V1L23 0H12ZM52 1V0H51ZM77 1V0H76ZM89 1V0H88ZM145 1V0H144ZM148 2L150 1V0H147ZM167 2L168 3V5H170L171 3L173 4V1H174V4H173V6H171L170 5V8H172V12H171V14H170V18H171V20H172V18H174V19H179V17H180V12H181V7H183L184 6V4H183V2L184 3H186L185 1L186 0H160L159 2H158V8H156V10H154V11H156V14H155V18H154V20L156 21V24L155 25H157V24H159L160 23V21H163L162 19H164V17H166V15H168V13H167V11H166V8H168V7H166L165 9H162V7L164 6L163 5V3L164 2ZM188 1H190V0H188ZM187 1V2H188ZM192 1V0H191ZM194 1V0H193ZM198 1V0H197ZM196 1V2H197ZM245 2V0H237V1H235V0H209V5H210V7H211V5L212 4H216V6L218 7V10H219V12H222V11H225V12H227L226 10H224V9H227L229 6L230 7H232L233 9H234V12H235V14L237 15V17L238 18H240L241 16H242V12L244 11H242V9H243V3ZM64 2V1H63ZM71 2V1H70ZM83 2H84V0H83ZM90 2V1H89ZM96 2V1H95ZM94 2V3H95ZM136 2V1H135ZM139 2V1H138ZM137 2V3H138ZM195 2V1H194ZM195 2V3H196ZM205 2H206V0H205ZM54 3V2H53ZM58 3V2H57ZM93 3V4H94ZM115 3V2H114ZM156 3V2H155ZM191 2H189L188 4H190ZM7 4V5H8ZM70 4V3H69ZM144 4H146V3H144ZM150 5L151 4H153L154 5V3H149ZM165 4V3H164ZM188 4H187V6H188ZM259 4V3H258ZM51 5H52V3H51ZM65 5V4H64ZM114 5V4H113ZM136 6H137V4H135ZM147 5H148V3H147ZM186 5V4H185ZM205 6H206V4H204ZM25 6V5H24ZM30 6L28 7V9L30 8ZM54 6V5H53ZM56 6V5H55ZM61 6V5H60ZM111 6V5H110ZM146 6V5H145ZM152 6V5H151ZM190 6V5H189ZM192 6H193V4H192ZM194 6H197V4L195 5L194 4ZM215 6V5H214ZM49 7V6H48ZM52 7V6H51ZM63 7V6H62ZM138 7V6H137ZM141 7V6H140ZM216 7V8H217ZM27 8V7H26ZM53 8V7H52ZM55 8V7H54ZM53 8V9H54ZM147 8V7H146ZM155 8V7H154ZM164 8V7H163ZM185 8H186V6H185ZM188 8V7H187ZM190 8V7H189ZM195 8V7H194ZM192 9V10H195V12H196V9ZM207 8V7H206ZM213 8V7H212ZM248 8V7H247ZM21 9H22V7H21ZM27 9V10H28ZM56 9V8H55ZM54 9V10H55ZM67 9V8H66ZM148 9V8H147ZM153 9V8H152ZM169 9V8H168ZM191 9V8H190ZM53 10V11H54ZM133 11L135 10V8L134 9H132ZM198 10V9H197ZM228 12H230V8H228ZM260 10V9H259ZM25 11V10H24ZM140 11H142V10H140ZM150 11V10H149ZM168 11H171V10H168ZM189 11V10H188ZM199 11V10H198ZM201 11H202V9H201ZM212 11V10H211ZM217 11V10H216ZM258 11V10H257ZM67 12V11H66ZM135 12V11H134ZM133 12V14L135 15V13ZM137 12V11H136ZM148 12V11H147ZM203 12V11H202ZM224 12V13H225ZM254 12V11H253ZM152 13H153V11H152ZM187 13V12H186ZM190 13H191V11H190ZM245 12H243V14H244ZM22 14V13H21ZM29 14H32V13H30V11L28 10V17H30L29 16ZM137 14H139V13H137ZM143 14V13H142ZM148 14H151V13H149L148 12ZM147 14V15H148ZM185 13H183V15H184ZM197 14V13H196ZM202 14V13H201ZM210 14V13H209ZM214 14V13H213ZM230 14H232V13H230ZM256 14V13H255ZM63 15V14H62ZM182 15V14H181ZM198 15H200V14H198ZM260 15H261V13H260ZM259 15V16H260ZM23 16H25L24 14L22 15V17H21V22H24V17ZM133 16V15H132ZM138 16V15H137ZM141 16V15H140ZM140 16H138L139 18H140ZM149 16V15H148ZM147 16V17H148ZM150 16H152V15H150ZM186 16H188V14L186 15ZM190 16V15H189ZM225 16H227V14L225 15ZM252 16V15H251ZM263 16V15H262ZM262 16H261V18H262ZM133 17H135V16H133ZM132 17V18H133ZM142 17L143 16H141V19H142ZM145 17V16H144ZM143 17V18H144ZM193 17V16H192ZM196 17V16H195ZM232 17V16H231ZM249 17V16H248ZM253 17V16H252ZM27 18V17H26ZM32 18L30 19V20H32ZM56 18V17H55ZM131 18V17H130ZM138 18V19H139ZM151 18V17H150ZM181 18V17H180ZM183 18V17H182ZM196 18H198V17H196ZM209 18H211L210 16H209ZM227 18V17H226ZM225 18V20L224 21H226L227 23H228V21H227V19ZM16 20H19L20 18H18V17H16L15 18ZM129 19V18H128ZM135 19H137L136 17H135ZM135 19H134V23H135ZM140 19V20H141ZM149 19V17L147 18V20ZM189 19H191V18H189ZM194 19V18H193ZM219 19V18H218ZM235 19V18H234ZM263 20H264V17L262 18ZM110 20H112V19H110ZM131 20V19H130ZM139 20V21H140ZM150 20V19H149ZM149 20L147 21V22H149ZM153 20V19H152ZM187 20V19H186ZM196 20V19H195ZM214 20H217V18L216 19H214ZM223 20V19H222ZM222 20H221V23H220V21H219V23L220 24H222ZM236 20V19H235ZM240 19H238V21H239ZM242 20V19H241ZM262 20V21H263ZM13 21V20H12ZM29 21V20H28ZM139 21L138 20H136V22H138L139 23ZM165 21V20H164ZM168 21V20H167ZM166 21V23H168ZM177 21H179V20H177ZM183 21V23H184V21L185 20H182ZM189 21V20H188ZM190 21H192V19L190 20ZM232 21H233V19H232ZM238 21H237V23H238ZM30 23H31V21H29ZM131 22V21H130ZM140 22H142V24H144L143 23V19H142V21H140ZM186 22V21H185ZM194 22V21H193ZM216 22V21H215ZM214 22V23H215ZM257 22V21H256ZM52 23H53V20H52ZM133 23V22H132ZM150 23V22H149ZM152 24H153V22H151ZM187 23V22H186ZM227 23H225L226 25H227ZM229 23H231V22H229ZM233 23V22H232ZM237 23H235V28L233 29L234 30V32H233V37H234V39L236 38V36H235V29L237 28ZM264 23V22H263ZM119 24V23H118ZM178 23H176V25H177ZM188 24H190V23H188ZM187 24V25H188ZM198 24V23H197ZM243 24V23H242ZM136 25V24H135ZM148 24H146V26H147ZM151 25V24H150ZM161 25V24H160ZM170 25V24H169ZM175 25V24H174ZM173 25V26H174ZM179 25V24H178ZM186 25V24H185ZM192 25H194L195 26V23L194 24H192ZM217 24H215L214 26H216ZM225 25V26H226ZM233 25H234V23H233ZM240 25V24H239ZM24 26V25H23ZM125 26V25H124ZM137 26V25H136ZM136 26H134V27H136ZM144 26V25H143ZM183 25L181 24V27H179L180 29H182L183 27H182ZM189 26V25H188ZM187 26V27H188ZM205 26V25H204ZM208 25H206V27H207ZM214 26H208L207 27V30L208 31H210V33H209V35L208 36H210L211 35V37H214L215 39H217V34L215 33V30H216V27H214ZM31 27V26H30ZM58 27V26H57ZM145 27V26H144ZM144 27H143V29H144ZM158 27H159V25H158ZM177 27V26H176ZM196 27V26H195ZM217 27H218V25H217ZM242 27V26H241ZM241 27H239V28H237V29H240ZM247 28H248V33H247V35L249 36V38H250V44H251V42L252 41H254V43H253V45L255 44V46H253V50L254 51H251V52H253V54H254V52L256 53H258V51L260 50V49H258V47L260 48V46H259V43H264V25H262L261 26V24H257V23H255V24H250V26H249V24L246 26ZM22 28V27H21ZM138 28H139V26H138ZM162 28V27H161ZM160 28V29H161ZM171 28H173V27H171ZM184 28H185V30H186V27L184 26ZM184 28H183V30H184ZM219 28V27H218ZM24 29V28H23ZM60 29V28H59ZM141 29H142V27H141ZM142 29V31H144L145 29H146V27H145V29L143 30ZM152 29H154V28H152ZM156 29V28H155ZM165 29H166V26H165ZM190 29V28H189ZM192 29V28H191ZM196 29V28H195ZM220 29V31L221 30H223V31H226V30H229V29H221V27L219 28ZM237 29H236V32H237ZM25 30V29H24ZM52 30V29H51ZM124 30V29H123ZM148 30V29H147ZM172 30V29H171ZM171 30H168V31H170L169 33H171ZM179 30V29H178ZM188 30V29H187ZM186 30V31H187ZM193 31H195L194 29H192ZM206 30V29H205ZM206 30V31H207ZM20 31V30H19ZM29 31V30H28ZM53 31H55V30H53ZM66 31V30H65ZM116 31V30H115ZM119 31V30H118ZM131 31H132V25L130 26H128V28L127 29H125L124 30V33H123V36H124V39L127 37V39H128V41L131 43V41H130V39H131ZM157 31V30H156ZM166 32H168L167 30H165ZM174 32H172V33H176L175 32V30H173ZM181 31V30H180ZM222 31V32H223ZM245 31V30H244ZM25 32V31H24ZM26 32H27V30H26ZM56 32V31H55ZM54 32V33H55ZM137 32V31H136ZM135 32V33H136ZM139 32V31H138ZM157 32H159V31H157ZM165 32V33H166ZM21 33V32H20ZM30 33V32H29ZM145 33H146V31H145ZM144 33V34H145ZM150 34H153V33H151V31L149 32ZM161 33V32H160ZM164 33V34H165ZM168 33V34H169ZM184 33V32H183ZM190 33H191V31H190ZM192 33H194V32H192ZM200 33V32H199ZM239 33V32H238ZM17 34V35H16ZM25 34V33H24ZM137 34H139V33H137ZM136 34V35H137ZM149 34V35H150ZM163 34V33H162ZM163 34V35H164ZM167 34V35H168ZM237 34V33H236ZM243 34V33H242ZM28 35V34H27ZM62 35V34H61ZM135 35V34H134ZM140 35H142V34H140ZM146 35V34H145ZM145 35L143 36V37H145ZM173 35V34H172ZM177 35V34H176ZM182 35V34H181ZM181 35H180V37H181ZM188 35V34H187ZM186 35V36H187ZM194 35V34H193ZM192 35V36H193ZM198 35H200V34H198ZM203 35H205V34H203ZM22 36V35H21ZM21 36H19V37H21ZM44 36H45V40H43L44 39ZM55 36V35H54ZM57 36V35H56ZM59 36V35H58ZM126 36V37H125ZM148 36V35H147ZM155 36H157L156 34H155ZM166 36V35H165ZM171 35L169 34V36L168 37H170ZM179 36V35H178ZM207 36V37H208ZM221 36V35H220ZM29 37H30V34H29ZM143 37L141 36V38L143 39ZM180 37H178L179 39H180ZM189 37V36H188ZM222 37V36H221ZM26 38V37H25ZM55 37H53L52 39H54ZM57 38V37H56ZM55 38V39H56ZM140 38V37H139ZM146 38V37H145ZM150 38V37H149ZM163 37L161 36V39H162ZM166 38V37H165ZM171 38V37H170ZM173 38V37H172ZM190 38V37H189ZM20 39V38H19ZM185 39V38H184ZM242 39H243V37H242ZM20 40H22V39H20ZM29 40V39H28ZM58 40V39H57ZM138 40V39H137ZM140 40V39H139ZM147 40V39H146ZM145 40V41H146ZM165 40V39H164ZM177 39H175V41H176ZM182 40H183V38H182ZM14 41V42H13ZM23 41V40H22ZM43 41H44V43H43ZM124 41V40H123ZM122 41V42H123ZM143 40H141V42H142ZM169 41V40H168ZM187 41V40H186ZM185 41V42H186ZM194 41V40H193ZM198 41H199V39H198ZM201 41V43H203V40H200ZM215 41V40H214ZM27 42V41H26ZM124 42H126V40L124 41ZM133 42V41H132ZM140 42V43H141ZM171 42V41H170ZM178 42V41H177ZM179 42H181V41H179ZM184 42V41H183ZM184 42V43H185ZM213 42V41H212ZM216 42V41H215ZM242 42V41H241ZM22 43H24V42H22ZM21 43V44H22ZM28 43V42H27ZM52 43V42H51ZM138 43V42H137ZM148 43H150V42H148ZM166 43H167V41H166ZM165 43V44H166ZM188 43V42H187ZM204 43H205V41H204ZM214 43V42H213ZM20 44V45H21ZM55 44H56V41H55ZM116 44H118L119 45V43H116ZM115 44V48H116V45ZM120 44H121V41H120ZM132 44V43H131ZM170 44V43H169ZM172 44V43H171ZM179 44H181V43H179ZM183 44V43H182ZM232 44V43H231ZM235 44H237V43H235ZM17 45V44H16ZM129 45V44H128ZM128 45H126L127 47H128ZM135 45V44H134ZM144 45H146L145 43H144ZM161 45V44H160ZM174 45H175V43H174ZM190 45V44H189ZM200 45V44H199ZM202 46H205L204 44H201ZM249 45V44H248ZM19 46V45H18ZM45 46V48H43ZM137 46V45H136ZM140 46V45H139ZM163 46H164V44H163ZM177 46V45H176ZM176 46H174V48H173V50H175V47ZM179 46H182V45H179ZM206 46H207V44H206ZM250 46V45H249ZM264 46V45H263ZM22 47V46H21ZM20 47V48H21ZM118 47V46H117ZM119 47L121 48L122 46H120L119 45ZM118 47V48H119ZM123 47H124V49H125V46L123 45ZM135 47V46H134ZM148 47V46H147ZM151 47H152V45H151ZM185 47V46H184ZM183 47V48H184ZM190 47V46H189ZM198 47V45L196 46V47H194L193 49H192V51H191V53H192V55H194V57L196 58V60L198 61V57L199 56H201L200 55V52H201V50H202V48L203 47H200V48H197ZM211 46H209V47H206L207 49L209 48V50H205L206 51V53H207V56L210 54L209 52L210 51H212L213 49V46L210 48ZM19 48V49H20ZM114 48V47H113ZM130 48V47H129ZM177 48V47H176ZM179 48H181V47H179ZM178 48V49H179ZM186 48H188V47H186ZM195 48H197V49H195ZM205 48V47H204ZM204 48H203V50H204ZM231 48H233L232 47V45H231ZM16 50L18 49L17 47L15 48ZM22 49V48H21ZM147 49V48H146ZM168 49H171V48H168ZM167 49V50H168ZM177 49V50H178ZM212 49V50H211ZM16 50H14V51H16ZM23 50V49H22ZM113 50H115V52H117L116 51V49H113ZM126 50V49H125ZM139 50V49H138ZM149 50V49H148ZM152 50V49H151ZM161 50V49H160ZM191 50V49H190ZM234 50V49H233ZM237 50V49H236ZM9 51V50H8ZM11 51H13V50H11ZM67 51V50H66ZM136 51V50H135ZM244 51V50H243ZM18 52V51H17ZM20 53L19 54H21V51H19ZM26 52V53H25ZM59 52V51H58ZM114 52V53H115ZM137 52V51H136ZM171 52V51H170ZM177 52V51H176ZM182 52V51H181ZM203 52V51H202ZM245 52H247V50L245 51ZM250 52V51H249ZM123 53V52H122ZM140 53H141V51H140ZM180 53V52H179ZM178 53V54H179ZM190 53V54H191ZM221 53V52H220ZM11 54V53H10ZM15 54V53H14ZM61 54H63V53H61ZM95 54V53H94ZM116 54H118V52L116 53ZM124 54V53H123ZM129 54V53H128ZM137 54V53H136ZM174 54H175V52H174ZM173 54V55H174ZM187 54V53H186ZM189 54V55H190ZM214 54H215V52H214ZM222 54V53H221ZM220 54V55H221ZM224 54V53H223ZM264 54V53H263ZM13 55V54H12ZM11 55V56H12ZM72 55V54H71ZM170 55V54H169ZM176 55V54H175ZM183 55H184V53H183ZM213 55V54H212ZM217 55H218V53H217ZM225 55H226V53H225ZM224 55V56H225ZM230 55V54H229ZM243 55H245V54H243ZM250 55H251V53H250ZM255 55V54H254ZM257 55V54H256ZM259 55H261L260 53H259ZM112 56H114V55H112ZM124 55H122V57H123ZM133 56V55H132ZM206 56V55H205ZM204 56V57H205ZM222 56V55H221ZM223 56V57H224ZM239 56V55H238ZM262 56V55H261ZM116 57L118 58V55H116ZM175 58L176 57H179V55L178 56H174ZM192 57V56H191ZM204 57H202V58H204ZM240 57V56H239ZM239 57H238V59H239ZM244 57V56H243ZM243 57H242V55H241V57H240V59L242 60L243 59ZM251 57H253V56H251ZM255 57V56H254ZM14 58H15V55H14ZM23 58V57H22ZM82 58V57H81ZM125 58V57H124ZM170 58V57H169ZM218 58H222V57H218ZM225 58V57H224ZM228 57H226L225 58V60L227 59ZM248 59V57H247V53H246V55H245V59ZM258 58V57H257ZM56 59V58H55ZM113 59H114V57H113ZM126 59V58H125ZM174 59V58H173ZM177 59V58H176ZM180 59V58H179ZM223 59V58H222ZM237 59V58H236ZM13 60V59H12ZM171 60V59H170ZM207 60H209V59H207ZM217 60H219V59H216L215 60V62H213L214 63V65H213V67L216 69V71L219 73V72H221V70H226L228 67H227V64H226V61H224V62H222V60L220 59V61L222 62V64H220L221 62L220 61H217ZM256 59L254 58V61H255ZM259 60L260 59H258V62H259ZM50 61H52V63H54L55 64V67H57V69H52V67H49L50 65H49V62ZM63 60H61V62H62ZM90 61H91V63L92 62H94L93 61V58H90ZM118 61V60H117ZM148 61V60H147ZM164 61H166V60H164ZM200 61V60H199ZM239 61V60H238ZM238 61H237V63H238ZM253 61V60H252ZM253 61V62H254ZM257 61V60H256ZM254 62L255 64L257 63V62ZM17 62V61H16ZM15 62V63H16ZM56 62V61H55ZM113 62H116V60L115 61H113ZM112 62V63H113ZM123 62H125V61H123ZM177 62H178V60H177ZM183 62V61H182ZM182 62H179L180 64H181V67L183 66V64H182ZM185 62V61H184ZM235 63H236V61H234ZM240 62V61H239ZM248 61H246V63H247ZM263 62V61H262ZM13 63V64H12ZM89 63V62H88ZM90 63V65L88 64V69H87V72H86V79L88 80V82H87V84L89 85L90 84V87L88 88L89 90H90V88H91V84H93L91 81H92V71H91V69H90V67L92 66V64ZM117 63V62H116ZM119 63V62H118ZM117 63V64H118ZM141 63V62H140ZM144 63V62H143ZM162 63V62H161ZM170 63V62H169ZM172 63V62H171ZM186 63V62H185ZM192 63V62H191ZM199 63V62H198ZM18 64V63H17ZM56 64H57V66H56ZM116 64V65H117ZM164 64V63H163ZM168 64V63H167ZM212 64V63H211ZM250 64H253V63H250ZM259 64V63H258ZM257 64V65H258ZM261 64V63H260ZM263 64H264V62H263ZM20 65H21V63H20ZM95 65V64H94ZM160 65V64H159ZM165 65V64H164ZM163 65V66H164ZM195 65H197V64H195ZM236 65L237 64H235V67H236ZM246 65V64H245ZM247 65H249V63H247ZM254 65V64H253ZM262 65V64H261ZM64 66V65H63ZM75 66V65H74ZM78 66V65H77ZM152 66V65H151ZM162 66V67H163ZM190 66H191V64H190ZM194 66V65H193ZM110 67V66H109ZM161 67V66H160ZM174 66H172V68H169V69H175V68H173ZM180 67V68H181ZM184 67H185V64H184ZM235 67L233 68L234 70H235ZM242 68H243V64H242V66H241ZM241 67L240 68H236L237 70H235V71H239V69H241ZM250 67V68H249ZM247 66L246 68H249V71L247 70L246 71V73H242L243 75H240L239 73L237 74V76L239 75L240 76V78H241V80H240V82H241V84H243V86L245 85V83L246 82H248L249 84H252V83H255V80H256V78H254V74L256 75V74H258V73H253L252 71H253V69H251V65L250 66ZM262 67H264V65L262 66ZM41 68V67H40ZM65 68H66V66H65ZM64 68V69H65ZM94 68H95V66H94ZM152 68V67H151ZM154 68H155V66H154ZM180 68H179V70H180ZM183 68V67H182ZM181 68V69H182ZM260 68V67H259ZM258 68V69H259ZM37 69H38V67H37ZM111 69V68H110ZM157 69H158V67H157ZM177 70H178V67L176 68ZM244 69V72H245V68H243ZM66 70V69H65ZM68 70V69H67ZM167 70V69H166ZM220 70V71H219ZM252 70V71H251ZM256 69H254V72H258V70L257 71H255ZM262 70H263V68H262ZM40 71V70H39ZM112 71V70H111ZM175 71V70H174ZM195 71V70H194ZM259 71H261V69L259 70ZM76 72V71H75ZM78 72V71H77ZM116 72V71H115ZM121 72V71H120ZM130 72V71H129ZM172 72V71H171ZM176 72V71H175ZM178 72V71H177ZM196 72V71H195ZM241 72H243V71H241ZM135 73H136V71H135ZM181 73L183 74V72L181 71ZM186 73V72H185ZM263 73H264V71H263ZM28 74V73H27ZM78 74V73H77ZM114 74V73H113ZM160 74V73H159ZM33 75V74H32ZM59 75H63V74H61V72L59 73ZM68 75H70V74H68ZM81 75V74H80ZM108 75V74H107ZM138 75V74H137ZM162 75V74H161ZM185 75V74H184ZM186 75H187V73H186ZM260 75V74H259ZM264 75V74H263ZM25 76V75H24ZM31 76V75H30ZM85 76V75H84ZM106 76V75H105ZM104 76V77H105ZM114 76V75H113ZM117 76V75H116ZM159 76V75H158ZM176 76V75H175ZM180 76H183V75H181L180 74ZM241 76H243V78L241 77ZM53 79H52V78ZM69 77V76H68ZM110 77V76H109ZM126 77H129V76H126ZM149 77V76H148ZM159 77H161V76H159ZM184 77V76H183ZM183 77H180L181 79L183 78ZM186 77V76H185ZM234 77H236V75L234 76ZM255 77H257V76H255ZM263 77V76H262ZM34 78V77H33ZM71 78V77H70ZM80 78V77H79ZM85 78V77H84ZM115 78V77H114ZM168 78V77H167ZM261 78V77H260ZM264 78V77H263ZM25 79V78H24ZM119 79H121L120 77H119ZM161 80H162V77L160 78ZM173 79V78H172ZM176 79V78H175ZM184 79V82H185V79L186 78H183ZM232 80H233V78H231ZM255 79V80H254ZM56 80H57V77H56ZM67 80V79H66ZM99 80V79H98ZM118 80V79H117ZM123 80V79H122ZM180 80V79H179ZM235 80H236V78H235ZM243 80H244V83H243ZM247 80V81H246ZM254 80V81H253ZM103 81V80H102ZM183 81V80H182ZM263 81H264V79H263ZM27 82V81H26ZM39 82V84H37ZM65 82V81H64ZM63 82V83H64ZM83 82V81H82ZM126 82V81H125ZM163 82V81H162ZM179 82H181V80L179 81ZM235 82V81H234ZM236 82H237V80H236ZM29 83V82H28ZM55 83V82H54ZM105 83V82H104ZM104 83H102V84H104ZM106 83H108L109 84V82H106ZM105 83V84H106ZM120 83V82H119ZM164 83H166V81L164 82ZM6 84H7V86H6ZM61 84V83H60ZM81 84V83H80ZM95 84V83H94ZM100 84H101V82H100ZM122 84V83H121ZM181 84V83H180ZM190 84V83H189ZM24 85V84H23ZM28 84L26 83L25 84V86H27ZM37 85V86H36ZM163 85V84H162ZM174 85V84H173ZM185 85V84H184ZM45 86V87H46ZM57 86V85H56ZM62 86H63V84H62ZM62 86H60V87H62ZM70 86V85H69ZM165 86V85H164ZM181 86H183V83H182V85ZM11 86L9 85V88H10ZM22 87V86H21ZM24 87V86H23ZM30 87V88H31ZM45 87L43 86L42 88H44L45 89ZM58 87V86H57ZM84 87H85V85H84ZM133 87V86H132ZM139 87V86H138ZM142 87V86H141ZM159 87V86H158ZM177 87V86H176ZM184 87V86H183ZM187 87H189L188 85H187ZM190 87H192V89H193V85L192 86H190ZM50 88H47L48 89V91L50 90ZM114 88V87H113ZM149 88V87H148ZM168 88H170V86H168ZM247 88V87H246ZM26 89H27V87H26ZM56 89V88H55ZM68 89H69V87H68ZM87 89V88H86ZM103 89V88H102ZM140 89V88H139ZM162 89H163V87H162ZM172 89V88H171ZM180 89H181V87L179 86L178 87V89H177V91H178V94H179V91H180ZM183 89H185V88H183ZM14 90V89H13ZM39 89H37V91H38ZM52 90V89H51ZM51 90H50V92H51ZM70 90V89H69ZM73 90H75L74 88H73ZM106 90V89H105ZM104 90V91H105ZM109 90V89H108ZM114 90V89H113ZM161 90V89H160ZM159 90V91H160ZM253 90V89H252ZM15 91H16V89H15ZM40 91V90H39ZM44 91V90H43ZM47 91V90H46ZM62 91V90H61ZM68 91V90H67ZM150 91V90H149ZM171 91V90H170ZM255 91V90H254ZM262 91V90H261ZM52 92H53V90H52ZM72 92V91H71ZM110 92H112V90L110 91ZM164 92H165V89H164ZM167 92H168V90H167ZM247 92V91H246ZM10 93H12V92H10ZM9 93V94H10ZM18 93V92H17ZM39 93V92H38ZM40 93H42V92H40ZM69 93V92H68ZM85 93V92H84ZM84 93H82V94H84ZM166 93V92H165ZM164 93V94H165ZM171 93V92H170ZM169 93V94H170ZM177 93V92H176ZM248 93H249V90H248ZM19 94V93H18ZM32 94V93H31ZM36 94V93H35ZM52 94V93H51ZM50 94V95H51ZM71 94V93H70ZM156 95H155V98H154V101L151 103V104H149V106H147L148 104L147 103H145V104H143L144 106L146 105L147 107H146V109L144 108L143 109V111H144V113L142 114V119H141V123H140V125H139V128L136 130V135L135 136H133V138H134V142H132L133 143V145H132V147L130 148V152L128 153V156H127V168H128V171H127V180H128V186L127 187H119V186H121V185H118L117 186V188L118 189H115L114 191H110V189H109V191L111 192V193H109L106 197L105 196H101L100 197V195L98 194V191L96 190V188H95V186H94V188H95V190H96V192H93V189H91L90 188V190L88 189V187H85V185H82V186H84L83 188L81 187V190H82V192L80 193V198H76L78 201L80 200V202H79V204L81 203V206L80 207H82V209L84 210V212H83V215L84 216H86L85 218H92L93 217V212L92 213H90L89 214V211H91V209H93V208H95L96 206H103V207H105V209H107V208H111V209H113V210H115V211H117L118 210V207H120V205H122V203H125V204H128V203H134V204H136V203H140V204H143L145 201H147L148 199H150V198H148V199H146V197L148 196V195H150V193L152 192V196H153V192L154 191H157V192H160L162 189V187L163 186H161V187H159V185H158V187L156 188H154V185H153V187H151V185L148 187V186H146L145 184H144V180L146 179V177H147V179H150L149 178V175H148V173L149 174H151V171H149V169H150V165L151 164H153V160H151L152 161V163L149 165V169L148 170H146V158H147V156H146V158H145V156H144V154L146 153V151L147 150H145V149H148L149 147H151V145H152V143L153 144H155V143H158L159 144V146L158 147H160V144L163 146V148L162 149H159V151L158 152H156L157 154H158V157H156V158H161L160 160H158V161H161L160 163H161V168L159 169L158 167V169H157V174L156 175H162V173H165V171L167 170V169H170L169 168V166H168V164H167V160L169 161L170 160V158H171V153H170V143H171V139L173 138V133H171V130H173V127L171 126L172 125V121H175L174 119L176 118H174V116L172 117V113L170 114V110L168 111V114H167V112H166V114H167V122H166V124H165V126H164V128L162 129L161 128V126H160V128L163 130H161V132L162 133H160L157 137H155V136H153L152 135V133H151V129L153 128L152 127V122L153 121H163L164 120V117H163V115H162V108L163 109H166V107L167 106H165V108L164 107H162L163 106V102L165 101V96L163 95V92H162V90H161V92H156L155 93ZM172 94V93H171ZM177 94V95H178ZM183 94V93H182ZM186 94V93H185ZM13 95L14 94H12V97H13ZM23 94L21 93V96H22ZM27 95V94H26ZM33 95H34V93H33ZM43 95V94H42ZM44 95H45V93H44ZM54 95V94H53ZM52 95V96H53ZM73 95V94H72ZM71 95V96H72ZM75 95H76V93H75ZM105 95H106V93H105ZM137 95V94H136ZM135 95V96H136ZM146 95V94H145ZM148 95V94H147ZM177 95H176V97H177ZM31 96V95H30ZM45 96H47V95H45ZM59 96V95H58ZM65 97H66V95H64ZM84 96V95H83ZM85 96H90V95H86L85 94ZM116 96H118L117 94H116ZM121 96V95H120ZM119 96V97H120ZM183 96V95H182ZM250 96H251V94H250ZM4 97H6L7 98V96L5 95ZM12 97H10V98H12ZM16 96H14V98H13V100L14 101H17V98H15ZM18 97H20V95L18 96ZM34 97H36V96H34ZM38 97V96H37ZM67 97H68V95H67ZM74 97V96H73ZM81 97V96H80ZM144 97V96H143ZM147 97V96H146ZM148 97H150V96H148ZM185 97V96H184ZM189 97V96H188ZM247 97H248V95H247ZM41 98L43 99L44 97H42L41 96ZM59 98V97H58ZM84 98V97H83ZM87 98V97H86ZM102 98V97H101ZM136 98V97H135ZM3 99V100H2ZM52 99V98H51ZM64 99V98H63ZM70 98H68V100H69ZM89 99V106H91L93 109L95 108V99H90V98H88ZM145 99V98H144ZM149 99V98H148ZM148 99L147 100H144V101H148ZM150 99H152V98H150ZM178 99H181V101H183L184 100V98H183V100H182V98H178L177 97V100ZM28 100V99H27ZM45 100H47L46 98L44 99V101ZM53 100V99H52ZM72 100V99H71ZM75 100H77V98L75 99ZM100 100V99H99ZM142 100V99H141ZM169 100V99H168ZM185 100H186V98H185ZM184 100V101H185ZM187 100H191V99H187ZM211 100H212V98H211ZM5 101H6V99H5ZM4 101V102H5ZM10 101V100H9ZM55 101V100H54ZM61 101V100H60ZM108 101H109V99H108ZM171 101V100H170ZM202 101V100H201ZM240 101H241V98H240ZM249 101H251V100H248V103H246V106H247V104L249 105L250 103H249ZM25 102V101H24ZM62 102V101H61ZM63 102H65V101H63ZM70 102V101H69ZM78 102V101H77ZM80 102V101H79ZM82 102V101H81ZM86 102V101H85ZM140 102V101H139ZM149 102V101H148ZM187 102V101H186ZM255 102V101H254ZM33 103V102H32ZM65 103H68V102H65ZM141 103V102H140ZM143 103V102H142ZM172 103V102H171ZM188 103V102H187ZM30 104V103H29ZM28 104V105H29ZM44 104H46V103H44ZM69 104V103H68ZM71 104V103H70ZM79 104V103H78ZM129 104V103H128ZM166 104V103H165ZM168 104V103H167ZM189 104V103H188ZM251 104H253V103H251ZM17 105H18V103H17ZM27 105V106H28ZM36 105V104H35ZM34 105V106H35ZM141 105V104H140ZM19 106H21V105H19ZM25 106V105H24ZM23 106V107H24ZM33 106V104H31V106H29L28 108L30 109L31 107ZM40 106L41 107H39L40 108V112H42V114H43V116H44V114H46V112H48V111H46V108H44V106L43 105H41L40 104ZM50 106V105H49ZM53 105H51V107H52ZM72 106V105H71ZM74 106V105H73ZM80 106V105H79ZM83 106V105H82ZM85 106V105H84ZM88 106V107H89ZM139 106V105H138ZM169 106V105H168ZM182 106V105H181ZM187 106V105H186ZM190 106V105H189ZM188 106V107H189ZM192 107H194L193 105H191ZM190 106V108H192ZM37 107H38V105H37ZM46 107H48V106H46ZM143 107V106H142ZM172 107H173V105H172ZM196 107V106H195ZM194 107V108H195ZM245 107V106H244ZM249 107H250V105H249ZM27 108V109H28ZM35 108H36V106H35ZM77 108V107H76ZM81 108V107H80ZM177 108V107H176ZM190 108H189V110H190ZM193 108V109H194ZM247 108V107H246ZM252 108V107H251ZM20 109H21V107H20ZM38 109V108H37ZM139 109H142V108H139ZM172 109V108H171ZM184 109V108H183ZM182 109V110H183ZM188 109V108H187ZM196 109H197V107H196ZM200 109V106H199V108H198V110ZM237 109H239V107H237ZM240 109H241V107H240ZM239 109V110H240ZM13 110V109H12ZM11 110V111H12ZM31 110V109H30ZM48 110H49V108H48ZM75 110V109H74ZM174 110V109H173ZM176 110V109H175ZM180 110V109H179ZM179 110H178V112H179ZM203 110V109H202ZM252 110H253V112H252V114L254 115V109L252 108ZM21 111V110H20ZM38 111V112H39ZM77 111H78V109H77ZM89 111V110H88ZM97 111V110H96ZM181 111V110H180ZM247 111H249V110H247ZM251 111V110H250ZM39 112V113H40ZM105 112V111H104ZM140 112H141V110H140ZM164 112V111H163ZM184 112V111H183ZM183 112H181V114L183 113ZM195 111H193V110H191V113H194ZM222 112V111H221ZM237 111H235V113H236ZM256 112V111H255ZM20 113V112H19ZM38 113V114H39ZM83 113V112H82ZM92 113V112H91ZM101 113V112H100ZM142 113V112H141ZM165 113V112H164ZM187 113V112H186ZM186 113H184L185 115H186ZM245 113H247V112H245ZM75 114H76V111H75ZM94 114H95V112H94ZM183 114V115H184ZM195 114V113H194ZM197 114V113H196ZM196 114H195V116H196ZM218 114H220V113H218ZM243 114H244V112H243ZM10 115V117H12L13 115H11V114H9ZM97 115V114H96ZM106 115H107V113H106ZM174 115V114H173ZM233 115V114H232ZM248 115V114H247ZM20 116V115H19ZM42 116V117H43ZM211 116V115H210ZM83 117H84V115H83ZM189 117H190V115H189ZM236 117H238V116H236ZM40 118V117H39ZM46 118V117H45ZM67 118V117H66ZM70 118V117H69ZM68 118V119H69ZM94 118V120L96 119L95 117H93ZM172 118H174V119H172ZM183 118V117H182ZM181 118V119H182ZM194 118V117H193ZM220 118V117H219ZM241 118V117H240ZM9 119V118H8ZM14 119H16V118H14ZM18 119V118H17ZM42 121H43V119L42 118H40ZM49 118L47 117L46 118V120H48ZM63 119V118H62ZM74 119H76V120H78V118H74ZM140 119V118H139ZM196 119H197V117H196ZM237 119H239V117L237 118ZM11 120V119H10ZM33 120V119H32ZM45 120V121H46ZM73 120V119H72ZM75 120V121H76ZM84 120V119H83ZM93 120V119H92ZM120 120V119H119ZM194 120V119H193ZM240 120V119H239ZM20 121V120H19ZM66 121V125L67 124H69L70 126H69V128H68V130L66 131V135L68 134H72L74 131H75V129H74V127L76 128L77 126H76V124H77V122H76V124H74L73 126L74 127H72V125L71 124H73V121H72V123H67V120H65ZM96 121V120H95ZM97 121H100V119H98ZM179 121H181V120H179ZM182 121L184 122V124L186 125L187 124V121L189 122V120H188V118L187 117H184L183 119H182ZM181 121V126L183 127V122ZM190 121H192V120H190ZM195 121H198V120H194V122ZM260 121V120H259ZM258 121V122H259ZM15 122V121H14ZM48 122V121H47ZM63 122H64V120H63ZM128 122H129V120H128ZM253 122V121H252ZM256 122H257V120H256ZM261 122H262V120H261ZM65 123V122H64ZM79 123V122H78ZM89 123V122H88ZM156 123V122H155ZM180 123V122H179ZM190 123V122H189ZM196 123V122H195ZM227 123V122H226ZM225 123V124H226ZM235 123H238L237 125H238V131L241 133L242 131H243V129L244 128H246L245 127V122L244 121H237V122H235ZM249 123V122H248ZM18 124V123H17ZM31 124V123H30ZM40 124H41V126H42V123L40 122ZM91 125H93L92 123H90ZM98 124V123H97ZM138 124V123H137ZM234 124V123H233ZM258 124V123H257ZM13 125V124H12ZM64 125V124H63ZM99 125V124H98ZM107 125V124H106ZM188 125V124H187ZM248 125H250V124H248ZM259 125H261L262 126V124L260 123ZM259 125H258V127H259ZM86 126V125H85ZM88 127H89V124L87 125ZM100 126H103V125H100ZM119 126V125H118ZM191 126V125H190ZM251 126V125H250ZM152 127V128H151ZM186 127H188V126H186ZM185 127V128H186ZM213 127V126H212ZM249 127V126H248ZM264 127V126H263ZM41 129H42V127H40ZM43 128H45L44 126H43ZM81 128V127H80ZM87 128V127H86ZM85 128V129H86ZM91 128V127H90ZM93 128V127H92ZM101 128H103V127H101ZM108 128V127H107ZM110 128H112V127H110ZM204 129L205 128H208V126L206 125L205 127H203ZM262 128V127H261ZM46 129V128H45ZM44 129V130H45ZM63 128H61V130H62ZM89 129V128H88ZM95 129V128H94ZM122 129V128H121ZM182 129V128H181ZM184 129V128H183ZM183 129L181 130V131H183ZM188 129V130H187ZM187 129H185V130H187V131H185V132H181L180 134L181 135H183L184 133H185V135H183L184 136V142H183V150L182 151H184V148L186 149L185 150V152L186 151H188V154L190 155V156H192V152H193V155H194V157L196 158L197 157V154H198V152H199V145H198V140H199V142L200 143H203V136H202V138H201V136L200 135H202V133L200 132V129H199V131H197V130H193L192 129V126L190 127V128H187ZM209 129V128H208ZM208 129H205V130H208ZM214 129H216V128H214ZM229 129V128H228ZM247 129V128H246ZM260 129V128H259ZM264 129V128H263ZM43 130V131H44ZM87 130V129H86ZM95 130H97V129H95ZM134 129L132 130V131H135ZM46 131H47V129H46ZM45 131V132H46ZM53 131H54V129H53ZM59 131V130H58ZM57 131V132H58ZM63 131H65L64 129H63ZM62 131V132H63ZM77 131V130H76ZM78 131H80V130H78ZM89 131V130H88ZM88 131H84V132H88ZM93 132H94V130H92ZM98 131H99V126H98ZM102 131V130H101ZM116 132H117V130H115ZM125 131V130H124ZM132 131H131V133H132ZM157 131H159V128L157 129ZM217 131H218V129H217ZM234 131V130H233ZM246 131V130H245ZM244 131V132H245ZM247 131H248V129H247ZM44 132V134H43V138L44 137H46V136H44V135H46V133ZM61 132V133H62ZM93 132H91L92 134H95V136L94 135H92V137H90V138H93V137H95L94 139L96 140V144H95V146H94V149H91L90 151H89V155H90V153L91 154H93V155H90L87 159H88V162L87 161H85L83 158L85 157L84 155H83V158H79L78 156V161H79V163L81 162V164H82V166H84V171L85 172H88L89 174H91V169H93L95 166H96V160L98 159H96L95 160V157H97V156H99V154H100V156L102 155V153H101V151H99V150H97L98 149V145H99V143H102L103 144V141H101V136L99 135V132L97 133L96 131H95V133H93ZM103 132V131H102ZM111 132V131H110ZM109 132V133H110ZM203 133H204V130L202 131ZM231 132V131H230ZM252 132V131H251ZM262 132V131H261ZM43 133V132H42ZM55 133H56V130H55ZM80 133V132H79ZM88 133H90V131L88 132ZM90 133V134H91ZM104 133V132H103ZM108 133V132H107ZM113 133V132H112ZM118 133V132H117ZM156 133V132H155ZM220 133H222V132H220ZM248 133H250V132H248ZM257 133H258V131H257ZM256 133V135H259V134H257ZM263 133H264V131H263ZM48 134V133H47ZM63 134H64V132H63ZM77 134H78V132H77ZM100 134H101V132H100ZM105 135L104 136H106V132L104 133ZM120 134V133H119ZM135 134V133H134ZM224 134V133H223ZM236 134V133H235ZM262 134V133H261ZM59 135V134H58ZM80 135V134H79ZM78 135V136H79ZM82 135V134H81ZM102 135V134H101ZM109 135V134H108ZM129 135H130V133H129ZM213 135H215V134H213ZM213 135H211V136H213ZM222 135V134H221ZM220 134H219V136L218 137H220L221 136ZM245 135L248 137V135L246 134V132H245ZM7 136V135H6ZM56 136V135H55ZM70 136V135H69ZM85 136H87V134L85 135ZM117 136V135H116ZM121 136H122V134H121ZM244 136V135H243ZM18 137V136H17ZM20 137H22V136H20ZM19 137V138H20ZM48 137V136H47ZM61 137V136H60ZM59 137V138H60ZM65 137H67V136H65ZM76 137V136H75ZM110 137V136H109ZM112 137V136H111ZM123 137V136H122ZM122 137H120L119 139H121ZM159 137V138H158ZM217 137V138H218ZM23 138V137H22ZM21 138V139H22ZM28 138V137H27ZM71 138V137H70ZM70 138H67V140L68 139H70ZM72 138H73V136H72ZM81 138V137H80ZM89 138V139H90ZM107 137H105L104 139H106ZM128 139H129V137H127ZM126 138V139H127ZM214 138V137H213ZM221 139H222V137H220ZM232 138V137H231ZM235 138V137H234ZM233 138V139H234ZM244 138V137H243ZM242 138V139H243ZM246 138V137H245ZM250 138V137H249ZM255 138V137H254ZM54 139V138H53ZM60 139H62V141H63V138H60ZM77 139H79V138H77ZM76 139V140H77ZM122 139H124V138H122ZM121 139V140H122ZM131 139V138H130ZM158 139V140H157ZM225 139V138H224ZM228 138H226V140H227ZM7 139H5V141H6ZM29 140V139H28ZM36 140H37V138H36ZM87 140V139H86ZM94 140V141H95ZM103 140V139H102ZM113 140V139H112ZM217 140H219V139H217ZM229 140H230V138H229ZM232 140V139H231ZM254 140V139H253ZM16 141V140H15ZM24 141V140H23ZM56 141V140H55ZM57 141H59L58 140V138H57ZM61 141V140H60ZM109 141V140H108ZM114 141H117V140H114ZM221 141H223V139L221 140ZM233 141V140H232ZM234 141H236L235 139H234ZM233 141V142H234ZM243 142H244V139L242 140ZM37 142V141H36ZM35 142V143H36ZM44 143H47L46 141H43ZM84 142V141H83ZM83 142H82V144H83ZM111 142V141H110ZM110 142H107V143H110ZM118 142H119V140H118ZM242 142V143H243ZM263 142V141H262ZM261 142V143H262ZM105 143V142H104ZM112 143V142H111ZM110 143V144H111ZM122 143V145H120V146H123V142H121ZM130 143V142H129ZM211 143H212V141H211ZM219 144H221L220 142H218ZM240 143V142H239ZM257 143V142H256ZM255 143V144H256ZM67 144V143H66ZM101 144V145H102ZM114 144V142L112 143V145ZM117 144V143H116ZM125 144H127L126 143V141H125ZM204 144V143H203ZM214 144V146H215V148L217 149V147L219 146L218 144H217V142H214L213 143ZM241 144V143H240ZM240 144H234V145H240ZM24 145V144H23ZM25 145H26V143H25ZM38 145V144H37ZM44 145V144H43ZM62 145V144H61ZM79 145H81V144H79ZM87 144H85V147H83L84 148V150H86L87 149V146H86ZM88 145H90L89 143H88ZM131 145V144H130ZM178 145H181V144H178ZM261 145H263V144H261ZM7 146V145H6ZM28 146H30L29 144H28ZM76 146H78V145H76ZM83 146V145H82ZM90 146H92L91 148H93V144L92 145H90ZM89 146V147H90ZM115 146V145H114ZM117 146H118V144H117ZM129 145H127V146H124V147H128ZM242 146H244V145H242ZM254 146V145H253ZM16 147V146H15ZM18 147H20L19 146V144H18ZM79 147V146H78ZM102 147H105V146H102ZM116 147V146H115ZM134 147V150L132 151V148ZM231 147V146H230ZM262 147H264V145L262 146ZM23 148V147H22ZM28 148V147H27ZM201 148H203L202 146H201ZM200 148V149H201ZM12 149V148H11ZM29 149V148H28ZM30 149H31V147H30ZM82 149V148H81ZM125 149V148H124ZM127 149V148H126ZM230 149V148H229ZM259 149H260V147H259ZM264 149V148H263ZM31 150H33V149H31ZM31 150H29V152L31 151ZM34 150H35V148H34ZM34 150H33V152L31 151V153H34ZM43 150V149H42ZM83 150V152H85ZM89 150V149H88ZM128 150V149H127ZM145 150V153L143 154V151ZM149 150V149H148ZM214 150V149H213ZM82 151V150H81ZM110 151H114V150H111L110 149ZM129 151V150H128ZM149 151H151V150H149ZM20 152V151H19ZM64 152V151H63ZM83 152L81 153V154H83ZM105 152V151H104ZM133 154H132V153ZM202 152H204V151H202ZM230 152H232V158L230 159V162H231V164H230V167H231V174H232V176L235 174V173H233L234 172V168H236L235 166H237V168H238V165L236 164L237 162H239L240 161V157L237 155V152H236V148L234 149V147L233 148H231L230 149ZM8 153V152H7ZM13 153H15V151L13 152ZM21 153V152H20ZM25 153V152H24ZM36 153V152H35ZM107 153V152H106ZM117 153V152H116ZM118 153H120V152H118ZM152 153V152H151ZM183 153V152H182ZM187 153V152H186ZM215 153V152H214ZM65 154V153H64ZM77 154V153H76ZM84 154H86V153H84ZM149 154V153H148ZM14 155V154H13ZM33 155H36V154H33ZM32 155V156H33ZM67 155V154H66ZM113 155H114V153H113ZM146 155H147V153H146ZM153 155V154H152ZM187 155V154H186ZM22 156V155H21ZM24 156V155H23ZM31 156V155H30ZM65 156V155H64ZM63 156V157H64ZM92 156V157H91ZM95 156V157H94ZM106 156H108L107 154H106ZM150 156V155H149ZM148 156V157H149ZM154 156V155H153ZM173 156V155H172ZM210 156V155H209ZM220 156V155H219ZM222 156V155H221ZM37 157V155L35 156V158ZM74 157H75V155H74ZM76 157V158H77ZM86 157H87V154H86ZM186 157H188V156H186ZM19 158V157H18ZM30 159V157H27V159ZM39 158V157H38ZM111 158V157H110ZM155 158V159H156ZM173 158V157H172ZM189 158H193V157H189ZM213 158V157H212ZM26 159V158H25ZM26 159V160H27ZM28 159V160H29ZM63 159V158H62ZM150 159H152V156H151V158ZM154 159V160H155ZM197 159V158H196ZM215 159V158H214ZM242 159V158H241ZM24 160V159H23ZM35 160V159H34ZM104 160V159H103ZM106 160H108V159H106ZM186 160V159H185ZM212 160V159H211ZM218 160V159H217ZM219 160H220V158H219ZM30 161V160H29ZM68 161V160H67ZM190 161V160H189ZM189 161H186V162H188L189 164L188 165H190V162ZM192 161V160H191ZM36 162V161H35ZM34 162V163H35ZM110 162H112V160L110 161ZM110 162H108V163H110ZM135 163L134 165L132 164V163ZM185 162V163H186ZM197 162V161H196ZM202 162V161H201ZM205 161H203L202 163H204ZM229 162V163H230ZM76 163V162H75ZM107 163V164H108ZM171 163V162H170ZM206 164H207V162H205ZM204 163V164H205ZM213 162H211V164H212ZM228 163V162H227ZM25 164H26V162H25ZM33 164V163H32ZM77 164V163H76ZM91 164H92V166H91ZM106 164V163H105ZM132 164V165H131ZM149 164V163H148ZM156 164V163H155ZM95 165V166H94ZM102 165V164H101ZM103 165H104V163H103ZM129 165H131V166H134V168H132V167H130ZM159 165V164H158ZM195 165V164H194ZM229 165V164H228ZM232 165V166H231ZM34 166V165H33ZM63 166H65V165H63ZM112 166V165H111ZM111 166H109V167H111ZM148 166V165H147ZM153 166V165H152ZM156 166V165H155ZM196 166V165H195ZM208 166V165H207ZM66 168H67V166H65ZM65 167H63L64 169H65ZM68 167H70V165H68ZM71 167H72V164H71ZM74 167V166H73ZM77 167V166H76ZM104 167V166H103ZM108 167V166H107ZM107 167H106V170H109V169H107ZM186 168H187V170H188V167L190 168V166H185ZM230 167H229V169H230ZM34 168H37V166L35 167L34 166ZM75 168V167H74ZM215 168V167H214ZM251 168V167H250ZM70 169V168H69ZM113 169V168H112ZM111 169V170H112ZM156 169V168H155ZM256 169V168H255ZM255 169H254V171H255ZM63 170V169H62ZM80 170V169H79ZM95 170V169H94ZM103 170H104V168H103ZM103 170L101 171L102 173H103ZM186 170V171H187ZM251 170V169H250ZM64 171V170H63ZM62 171V172H63ZM82 171V170H81ZM96 171H98L97 169H96ZM189 171V170H188ZM187 171V172H188ZM248 171V170H247ZM99 172V171H98ZM114 172V171H113ZM154 172V171H153ZM156 172V171H155ZM64 173V172H63ZM71 173V172H70ZM95 173V172H94ZM110 173H112V172H110ZM138 173V174H137ZM77 174V173H76ZM85 174V173H84ZM101 174V173H100ZM99 173H98V175H100ZM153 174V173H152ZM151 174V175H152ZM191 174V173H190ZM247 174H249V173H247ZM61 175V174H60ZM103 175V174H102ZM101 175V176H102ZM109 175V174H108ZM136 175V176H135ZM27 176V177H26ZM84 176H86V175H84ZM94 176V175H93ZM163 176V175H162ZM245 176H247V178L246 179H248V175H245ZM25 177V178H24ZM61 177V176H60ZM79 177V176H78ZM96 177H97V175H96ZM96 177H94L95 179H97ZM151 177V176H150ZM153 177V176H152ZM151 177V178H152ZM32 178H34V177H32ZM59 178V177H58ZM98 178H101L100 176L98 177ZM196 178V177H195ZM194 178V179H195ZM237 178V177H236ZM253 178H255V177H253ZM24 179H26V181H24ZM61 179V178H60ZM59 179V180H60ZM95 179H93V182L94 181H96ZM57 180V179H56ZM151 180V179H150ZM187 180H189V179H187ZM236 180V179H235ZM253 180V179H252ZM256 178H255V185H256ZM80 181V180H79ZM90 181L92 182V180L90 179ZM98 181V180H97ZM160 181H162V180H160ZM190 181V180H189ZM193 181V180H192ZM192 181H190V182H192ZM232 181V180H231ZM251 181V180H250ZM55 182V181H54ZM59 182H61V181H59ZM99 182V181H98ZM151 182V181H150ZM189 182V183H190ZM213 182V181H212ZM215 182V181H214ZM228 182V181H227ZM4 183V182H3ZM57 182H55V184H56ZM146 183H148L149 184V182H146ZM158 183V182H157ZM249 183V182H248ZM247 181H246V186H248L247 184ZM58 184V183H57ZM129 184H131L130 186H129ZM151 184V183H150ZM182 184V183H181ZM245 184V183H244ZM249 184H253V183H249ZM0 185H1V183H0ZM9 185V184H8ZM94 185V184H93ZM161 185V184H160ZM175 185V184H174ZM187 185V184H186ZM216 185H217V183H216ZM2 186V185H1ZM250 186V185H249ZM248 186V187H249ZM253 186V185H252ZM36 187V186H35ZM50 187V186H49ZM53 187V186H52ZM56 187H57V185H56ZM64 187V186H63ZM96 187H97V184H96ZM105 187V186H104ZM151 187V188H150ZM180 187V186H179ZM176 188V190H175V193H176V195H175V203H176V201L177 200H179L178 199V190L180 189V188ZM1 188H4V189H6V187H1ZM0 188V189H1ZM34 188V187H33ZM55 188V186L53 187V189ZM57 188H60V187H57ZM98 188H101V186L100 187H98ZM106 188V187H105ZM175 188V187H174ZM8 189V188H7ZM61 189H62V186H61ZM191 189H194L195 191H196V189L193 187V188H191ZM198 189V188H197ZM248 189H250V188H248ZM55 190H57V189H55ZM100 190H102V193H104V191H103V189H100ZM107 190V189H106ZM190 190V189H189ZM189 190H187L188 192H189ZM194 190H192L193 192H194ZM231 190V189H230ZM229 190V188H228V190L227 191H230ZM5 191V193H6V190H4ZM4 191H3V189H1V194L0 195H2L3 193H4ZM27 191V192H28ZM42 191H43V189H42ZM54 191V190H53ZM58 191V190H57ZM79 191V190H78ZM249 191V190H248ZM247 191V192H248ZM25 191H23V193H24ZM26 192V193H27ZM49 192V191H48ZM55 192V191H54ZM59 192H60V190H59ZM100 192V191H99ZM107 192V191H106ZM187 192V196L188 197H190V195H194L193 194V192H190V195H189V193ZM197 192V191H196ZM5 193H4V195H5ZM64 193V192H63ZM101 193V192H100ZM192 193V194H191ZM30 194V193H29ZM32 194L33 195H35V196H37V197H39L38 195H40V191H39V193L37 192V189H34L33 190V192H32ZM31 194V195H32ZM53 194V193H52ZM61 194H62V192H61ZM148 194V195H147ZM3 195V196H4ZM7 195V194H6ZM9 195H8V197H9ZM48 195V194H47ZM57 195H59V193H57ZM56 195V196H57ZM78 195V194H77ZM10 196V197H11ZM22 196V195H21ZM20 196V200H22V198L23 197H25L26 195H23V197H21ZM27 196H28V194H27ZM42 196V195H41ZM55 196V195H54ZM76 196V195H75ZM146 196V197H145ZM186 196V197H187ZM1 197V196H0ZM37 197L35 198V199H37ZM64 197V196H63ZM62 197V198H63ZM156 197V196H155ZM185 197V200L187 199V202H190V199L189 198H186ZM192 197V200H193V196H191ZM249 197V196H248ZM7 198V197H6ZM11 198V199H12ZM26 198H27V201H29L28 200V197H25V200H26ZM31 198H32V196H31ZM49 198H50V196H49ZM57 198V197H56ZM60 198H61V196H60ZM65 199H66V196L64 197ZM143 198H145L144 200H143ZM154 198V197H153ZM196 198H197V196H196ZM38 199H40V198H38ZM54 199V198H53ZM189 199V200H188ZM1 200H2V197H1ZM10 200V199H9ZM19 200V201H20ZM31 200V199H30ZM58 200H59V197H58ZM152 199H150V201H151ZM181 200V199H180ZM22 201H24V198H23V200ZM27 201H25V202H27ZM32 201H33V199H32ZM32 201H30L31 203H33ZM57 201V200H56ZM56 201L54 200V201H51L52 202V204H53V208H55V207H57V205H56ZM60 201V200H59ZM66 201H68V200H66ZM73 201V200H72ZM196 201V200H195ZM6 202V201H5ZM61 202V201H60ZM77 202V201H76ZM148 202V204H150L149 203V200L147 201ZM146 202V203H147ZM182 202H183V200H182ZM194 202V201H193ZM9 203V202H8ZM24 203V202H23ZM73 204H74V201L72 202ZM163 203H165V205L167 204L166 202H163ZM195 203V202H194ZM11 204V203H10ZM24 204H27V203H24ZM28 204H29V202H28ZM58 204V203H57ZM63 203V201L58 205V207L59 208H57L56 210H57V212H58V214H59V212L60 211H63V210H65L64 209V205H66V204H64ZM172 204V203H171ZM189 204V203H188ZM72 205V204H71ZM75 205V204H74ZM162 205H164V204H162ZM174 205H176V204H174ZM187 205V203H185V205L184 206H186ZM194 205V204H193ZM211 205V204H210ZM32 206V205H31ZM33 206H34V204H33ZM37 206V205H36ZM77 206H78V204H77ZM128 206V205H127ZM167 206V205H166ZM166 206H164L163 208H165ZM169 206V205H168ZM172 206H173V204H172ZM178 206H179V204H178ZM195 206V205H194ZM23 207H24V205H23ZM44 207V206H43ZM45 207L46 208H44L45 210H46V212H47V216L48 217H50V202H49V200H46L45 201ZM130 207V206H129ZM132 208H130V209H133L134 208V206H131ZM141 207V206H140ZM143 207V206H142ZM146 207V206H145ZM148 207V206H147ZM180 207V206H179ZM187 207V206H186ZM185 207V208H186ZM191 206H190V204L188 205V207H187V213L186 214H189L190 213V210H191V212L192 211H194L193 209H191L190 208ZM193 207V206H192ZM246 207V206H245ZM248 207V206H247ZM3 208V209H2ZM18 208V209H17ZM36 208V207H35ZM67 208V207H66ZM124 208V207H123ZM173 208V207H172ZM177 208V207H176ZM194 208V207H193ZM250 208V207H249ZM29 209V208H28ZM40 209V208H39ZM124 209H127L126 207L124 208ZM147 209V208H146ZM162 209V208H161ZM167 209V208H166ZM246 208H244V210H245ZM248 209V208H247ZM41 210H42V208H41ZM79 210H81V209H78V211ZM112 210V211H113ZM163 210V209H162ZM179 210V209H178ZM181 210V209H180ZM27 211V210H26ZM72 211V210H71ZM131 211V210H130ZM133 211V210H132ZM135 211V210H134ZM166 211H168V210H166ZM174 211V210H173ZM172 211V212H173ZM245 211H247V210H245ZM261 211L262 210H259V212L261 213ZM22 212H23V214H22ZM57 212H56V214H57ZM66 212V211H65ZM65 212H64V214H65ZM68 212V211H67ZM69 212H70V210H69ZM141 212V211H140ZM139 212V213H140ZM162 212V211H161ZM171 212V211H170ZM176 212H178V213H182V210L179 212V211H174V213L175 214H177L178 215V213H176ZM186 212V211H185ZM185 212H184V214H185ZM258 212V216H259V213ZM6 213V212H5ZM36 213V212H35ZM74 213V212H73ZM123 213V212H122ZM125 213V212H124ZM123 213V214H124ZM132 213V212H131ZM162 213H164L165 214V212H162ZM161 213V215L157 218V223H158V227H159V224H161V222H162V217H163V219H164V215ZM262 213H264V211H262ZM261 213V214H262ZM46 214V213H45ZM66 214H68V213H66ZM78 214H79V212H78ZM136 214H138V213H136ZM158 214V213H157ZM160 214V213H159ZM167 214V213H166ZM183 214V213H182ZM192 214H194V213H192ZM260 214V215H261ZM70 215V214H69ZM80 215V214H79ZM115 215V214H114ZM122 215V214H121ZM126 215V213L124 214V216ZM177 215L175 216V215H173V221H172V224L171 223H169V224H171V228L173 229L172 231H174L176 228V226H175V224H177L176 222H174L175 220H177L178 219V217H177ZM180 215V214H179ZM178 215V216H179ZM262 215H264V214H262ZM75 216V215H74ZM73 216V217H74ZM131 216L133 217V215L132 214H130V218H131ZM153 216H156V214L155 215H153ZM158 216V215H157ZM156 216V217H157ZM183 216V215H182ZM187 216L188 215H185V219H187ZM193 217H194V215H192ZM35 217V218H34ZM68 217H70V216H68ZM71 217H72V214H71ZM80 217H81V215H80ZM79 217V218H80ZM126 217V216H125ZM171 217V216H170ZM180 217V216H179ZM189 217H191V215L189 216ZM192 217V218H193ZM260 217V216H259ZM67 218V217H66ZM76 218V217H75ZM78 218V217H77ZM76 218V219H77ZM128 218V217H127ZM166 218V217H165ZM191 218V219H192ZM70 220H71V218H69ZM82 219V218H81ZM129 219V218H128ZM141 219V218H140ZM182 219H184V218H182ZM189 219V218H188ZM44 220V219H43ZM84 220V219H83ZM95 220V221H94ZM94 224H95V222H97V219L94 217ZM131 220V219H130ZM86 221H87V219H86ZM90 221V220H89ZM114 221V220H113ZM141 221V220H140ZM156 221V220H155ZM180 221H182V220H180ZM195 221V220H194ZM70 222V221H69ZM77 222V221H76ZM91 222V221H90ZM119 222V221H118ZM121 222V221H120ZM143 222V221H142ZM186 222H187V220H186ZM190 222H192L191 220L189 221L188 220V222H187V227H186V230H185V237H183V238H185V243L183 244L184 245V247H183V249H182V252L184 253V254H182V256L184 257V259H186L185 261L186 262H184L185 264H193V259H194V250L192 249V246H193V242H194V238H192L193 237V235H192V233H189V228L191 227V225H190ZM228 222V221H227ZM261 222V221H260ZM39 223V222H38ZM71 223H74V222H72L71 221ZM71 223H70V225H71ZM122 223V222H121ZM139 223H141V222H139ZM153 223H154V221H153ZM175 223V224H174ZM193 223V222H192ZM261 223H263V222H261ZM45 224V223H44ZM48 224V223H47ZM50 224V223H49ZM97 224V223H96ZM110 224V223H109ZM142 224V223H141ZM184 224V223H183ZM209 224V223H208ZM23 225V226H24ZM38 225V224H37ZM69 225V224H68ZM144 230L146 231L145 232V235L147 234V231L151 228L150 227V225H151V223H150V217H148L147 219H145V222H144ZM152 225H156V224H152ZM151 225V226H152ZM211 225V224H210ZM224 225V224H223ZM222 225V226H223ZM231 225V224H230ZM44 226V225H43ZM74 226V227H75ZM87 226H88V224H87ZM181 226V225H180ZM184 226H185V224H184ZM194 226V225H193ZM192 226V227H193ZM220 226V225H219ZM225 226V225H224ZM223 226V227H224ZM261 226H262V228H263V226L264 225H260V228H261ZM37 227V226H36ZM72 227V226H71ZM222 227V228H223ZM46 228H47V225H46ZM69 228H70V226H69ZM88 228H90V227H87V229L86 230H88ZM182 228V227H181ZM220 228H221V226H220ZM219 228V229H220ZM261 228V230H263L264 231V228L262 229ZM0 229H1V227H0ZM24 229V228H23ZM29 229V230H30ZM49 229V228H48ZM68 229V228H67ZM152 229H153V227H152ZM155 229V228H154ZM185 229V228H184ZM209 229H210V227H209ZM25 230V229H24ZM23 230V231H24ZM28 230V229H27ZM27 230H25V231H27ZM28 230V231H29ZM30 230V231H31ZM90 231H91V229H89ZM101 230V229H100ZM160 230V229H159ZM215 230V229H214ZM218 230V229H217ZM48 231V230H47ZM102 231V230H101ZM179 231V230H178ZM226 231V230H225ZM89 232V231H88ZM151 232V231H150ZM154 232V230L152 231V233ZM160 233H161V231H159ZM218 232H220V231H217V233ZM27 233V232H26ZM99 233H101V232H99ZM143 233V232H142ZM155 233V232H154ZM166 233H168L170 236H168L169 238H172L171 237V234H172V232H171V234H170V231H168V232H166ZM176 233V232H175ZM222 235H224L222 232H220ZM220 233H218V234H220ZM244 233V232H243ZM45 234V233H44ZM48 234V232L46 233V235ZM226 234V233H225ZM245 234V233H244ZM1 235H5V234H3V233H1ZM27 235V234H26ZM51 235V234H50ZM86 235V234H85ZM144 235V236H145ZM163 235V234H162ZM161 235V236H162ZM222 235H217V237H222ZM248 235V234H247ZM261 235H263V234H261ZM261 235H257L258 237H255V238H257L256 240L254 239V241H255V243H254V241H253V239H251L252 241H253V243L252 244H250L249 242L247 243V245H246V248H245V244H246V242H244V243H242L243 244V247H244V250H243V252L241 251V250H238V252L239 251H241L240 252V254L242 253L243 255V258H244V256H246L247 254H245V252L246 253H248L249 254V257L247 258V260H241V261H246V264H247V261H248V264H264V248L263 247H261V240H263V239H261ZM5 236H7V235H5ZM7 236V237H8ZM164 236V235H163ZM86 237H87V235H86ZM89 237V236H88ZM150 237V236H149ZM155 237V236H154ZM158 237V236H157ZM200 237V236H199ZM202 237V236H201ZM207 237H208V234H207ZM207 237H206V245H204V250H203V252H204V256L208 259H204L205 257H203V263H205V261H207V264H214V260H216L217 258H214V252H213V249H214V242H213V240H214V237H215V235L213 234L212 235V240L211 239H209V240H211V241H208V239H207ZM221 237H220V239H218L219 241H221ZM263 237H264V235H263ZM5 239H6V237H4ZM146 238V237H145ZM160 238V237H159ZM164 238H166V237H164ZM242 238V239H241ZM240 239L243 241V236L241 237ZM250 238V237H249ZM10 239H9V241H10ZM79 239V240H80ZM205 239V238H204ZM224 239V238H223ZM222 239V240H223ZM244 239H245V236H244ZM22 240H23V237H22ZM76 240V239H75ZM149 240V239H148ZM151 240V239H150ZM202 240V239H201ZM246 240V239H245ZM82 241V240H81ZM145 242L144 244V248H142V245H143V243L142 242ZM152 241V240H151ZM196 241V240H195ZM200 241V240H199ZM198 241V242H199ZM208 241V242H207ZM247 241H250V240H247ZM252 241H250V242H252ZM1 242H3V241H1ZM30 242V241H29ZM105 242V243H106ZM264 242V241H263ZM74 243V244H73ZM78 244H79V242H77ZM82 243V242H81ZM104 243V242H103ZM183 243V242H182ZM217 243V242H216ZM238 243H240V241L238 242ZM14 244V243H13ZM12 244V245H13ZM54 244V245H53ZM150 244V243H149ZM152 244V243H151ZM196 244V243H195ZM209 244H211V247H209ZM241 244V245H242ZM264 244V243H263ZM5 245V244H4ZM82 246V244H79L78 245V247L79 246ZM105 245V244H104ZM181 243H180V246H183ZM198 245H199V243H198ZM198 245H195V246H198ZM212 245H213V247H212ZM217 245V244H216ZM215 245V246H216ZM54 246H56V249L54 248ZM200 246V245H199ZM202 246H203V244H202ZM218 246V245H217ZM217 246H216V248H217ZM3 247V246H2ZM65 247V246H64ZM88 247V246H87ZM125 247V246H124ZM241 247V246H240ZM8 248V247H7ZM12 248V247H11ZM106 248V249H107ZM125 248V249H126ZM182 247H180V249H181ZM6 249V248H5ZM81 249V248H80ZM106 249H104V250H106ZM122 249V248H121ZM195 249V248H194ZM197 249V248H196ZM200 249V248H199ZM14 250H16V249H14ZM103 250V251H104ZM124 250V249H123ZM246 250V251H245ZM3 251V250H2ZM11 251H13L12 249H11ZM78 251V250H77ZM76 251V252H77ZM108 251V252H109ZM113 250H111V252H112ZM3 252H5V251H3ZM82 252V251H81ZM197 252H199V251H197ZM202 252V251H201ZM217 252V251H216ZM8 253V252H7ZM9 253H11V252H9ZM5 254V253H4ZM12 254H13V252H12ZM61 254H60V256H61ZM103 254V253H102ZM106 254V253H105ZM128 254V255H129ZM239 254V255H240ZM9 255V254H8ZM81 255H84V254H81ZM108 255V254H107ZM124 255V254H123ZM198 256V255H197ZM14 257V256H13ZM12 257V258H13ZM113 257V256H112ZM6 258H8L9 259V257H7L6 256ZM60 258V257H59ZM114 258V257H113ZM113 258H111V259H113ZM177 258V259H176ZM198 258V257H197ZM7 259V260H8ZM14 259V258H13ZM127 259H129V256H128V258ZM131 259V258H130ZM181 259L182 258H180V261H181ZM199 259V258H198ZM5 260V259H4ZM4 260H3V258H1V256H0V264H5L6 263V261H5V263H4ZM106 260V259H105ZM200 260H202V259H200ZM238 260V259H237ZM240 260H238V261H240ZM13 261V262H14ZM60 261V260H59ZM179 261V262H180ZM117 262V261H116ZM128 262H129V260H128ZM132 262V261H131ZM135 262V261H134ZM178 262V263H179ZM195 262H197V261H195ZM218 262H219V260H218ZM242 262V263H243ZM12 263V262H11ZM61 263V262H60ZM59 263V264H60ZM112 263V262H111ZM215 263H216V261H215ZM220 263V262H219ZM233 263V262H232ZM240 264V262H235V264ZM241 263V264H242ZM7 264V263H6ZM176 264V263H175ZM199 264V263H198ZM229 264H231V263H229Z\"/></svg>",
  "mask_w": 264,
  "mask_h": 264
}]
</instances>
